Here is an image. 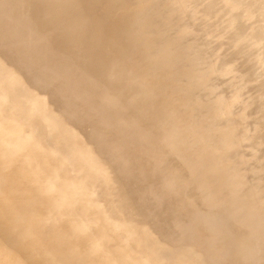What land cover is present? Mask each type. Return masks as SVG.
<instances>
[{"label": "rangeland", "instance_id": "rangeland-1", "mask_svg": "<svg viewBox=\"0 0 264 264\" xmlns=\"http://www.w3.org/2000/svg\"><path fill=\"white\" fill-rule=\"evenodd\" d=\"M2 3H0V22H2V24H0V34H3L5 31V34L4 35H6V33H7V35L9 34L10 36H13V37H17L18 36V38H19V36H20V34L22 33V31L21 30H19V31H15V29H13L10 25H11V23L13 22V21H11V19L12 20H16V19H22L23 20V18L22 17H24V19H26L27 17H31L32 15H34L35 13H36V10H35V8H38V7H40V6H47V12H46V14H42V16H40V17H38V23L35 25V26H33L32 27V29H30L31 31H33L32 32V34L35 36V34H37V33H40V34H43L45 37V39L46 40H48L49 42H54V41H57V40H59V38H60V36L61 35H59V34H63L64 33V31H59V30H55V26H57V25H60L62 22L61 21H64L65 19V21H68L69 19H70V17H71V19L73 18V20H71L72 22H71V24L70 25H74V26H76V25H78V27L76 26V28L78 29V30H82L81 32H79V34L78 35H72V37H71V35L70 36H68L67 38H65L64 39V42L66 41V43L68 44V45H66V46H63V47H61V49L60 50H52L51 48H48L47 50H45V51H47V52H45V51H40L39 52V57H37V58H34L33 60H30V61H27L28 63V66L29 65H32V64H34V63H38V64H35V65H33V67H30V68H32L31 70L33 71V70H35L34 68L35 67H38V66H42V65H45V63H47V62H49V60H50V62H56L57 64H60L61 65V60H63V62L65 61V63L63 64V67H54V66H51L50 67V69H52L53 68V70L55 71V74H56V77L57 78H60V80L58 79V82L60 83V85H59V83H56V86L58 85L59 87H61V88H66V87H69L70 89H68V91L72 94V95H74L75 97L76 96H81V98H83V99H81L82 100V103L84 104V103H87L89 100H94V102H95V104H93L92 105V107H91V109L89 110V112L88 113H86V114H89V115H86L85 114V116L83 115H81L80 116V118H79V120H88V121H86V122H89V121H91V119H92V115H94V114H96V113H100V116L101 115H105L104 116V119H106L105 120V122L103 123V125L102 126H100V128L98 129V131H99V133H101V131H102V133H106L107 132V130L109 131L110 130V132L111 131H115V130H117V133H116V131H115V133H114V135L115 136H119V140L120 141H122L123 139H124V136L123 135H132V133H133V131H135V130H138V128L141 130V133H137L136 135L137 136H135V134L133 135V136H130V137H132L131 139L132 140H130L129 142H128V144L129 145H131V146H133L132 144H134V147H135V151L136 152H140V149H141V147H143L144 149H142L141 150V153H142V155L143 154H146V155H144V156H142V159L146 156L147 158L149 157V159H151V161L149 160V159H147V158H144V161H141L142 159L140 158L139 159V163H138V166L141 164V165H143L144 163L146 164L147 163V165L146 166H149L150 168H152V167H156L155 166V164L157 165V167H156V173H157V175H155L156 173L155 172H153L152 174H151V178H150V180H148V183L143 187L145 190H146V192H145V190L143 191V190H141V189H137L138 191H137V193H139L138 194V196H136L135 195V197H134V199H133V202L131 201V203H133L134 205H132V207L134 206L135 207V209H134V207L132 208L134 211L136 210L137 211V209H139L138 210V212H139V215H140V222L137 224H135V221L133 222L131 219H129V222H126L125 221V223L124 224H122V225H124V226H127V227H130V228H132V232H131V234H129V238L127 237V234H126V232H124V231H126V230H124L121 226V231H123L122 232V234L120 235L119 233H121V231H120V229L118 228V232L117 231H115V233L113 232V231H111V235H110V232H107V234H106V236H108V237H114L115 238V236H117V238L118 237H120V238H115V239H117L118 241H117V243H118V245L119 244H121V245H119L118 246V248L116 247V245H115V247H114V250H115V248H117L120 252H124L123 254L125 255L127 252H128V254H126L127 256H125V261H123V263L121 262L122 260H124V257L123 258H121L119 261L117 260V261H109V260H105L106 261V263L107 264H113V262H114V264L116 263V264H125L127 261H128V259H129V257H131L130 259H129V261L128 262H130V261H132V262H130L131 264L133 263V264H136L135 262H139L140 261V263H142V264H146V262L147 261H149L151 264H171V262H170V260H169V257L171 258V259H173V258H175V261H176V259H177V262H179L180 261V263H181V260H186L187 262V264H190V262L191 263H193L194 262V258H196L197 256L198 257H201V260H204V258H205V256L207 257H210L211 258V256L214 254V256H212V258H211V260H209V258L207 257V259H205V263L204 264H206L208 261H210V262H208L209 264H213V262H214V264H228V263H231V264H238V262H239V264L241 263V264H245L246 263V260H247V262L249 263V262H251V261H253V263L254 264H258V262H260L259 261V259H261V258H263L264 257V254H262L263 252H264V250L262 251V252H258V253H256L257 251H261L260 249H264V244H263V241H264V237H263V235L262 234H264V217H263V219H262V215H264V211H263V209H264V192H262V191H264V185H263V181H264V149H263V146H264V139L261 141V142H259L260 144L258 145V143L257 144H254V142H252V144H251V142H247V140H251L253 137H255V135H260L262 132H264V87H262L263 86V84H262V86H261V83H264L263 82V80H264V64L263 63H258L259 61H261L260 60V58L261 57H264V50H262V45L264 44V34H263V30H264V26H263V23H264V1L261 3V4H259V5H257V2L259 1V0H228V2L226 1V0H224L225 2H226V4H225V6H227V7H229L228 6V4H231V2L233 1V5L231 6V8L234 6H236V5H238V8H237V10H239L238 11V13L237 14H240V15H237V16H235V15H233V13H231V12H228V13H226V15L224 16V19L225 20H228L226 23H228L230 20V22H229V25L231 24H233L232 25V28H228V26L227 27H225V28H223V26H220V25H222V20L219 18V16H220V11H225V9H224V7L225 6H223L224 5V3L222 4V6H223V8H222V6L221 7H219V9L218 10H216V11H214L213 10V5H215L216 4V2H219V0L217 1V0H213V4H210L209 2H211L212 0H207V1H205V0H179V2H178V0H173V1H176V2H173L172 0H164L163 1V4L161 5V6H159V7H156V9H158V10H156V9H154V7H152L151 8V6L150 5H152L155 1L154 0H139V2H138V0H115V1H117V4L114 2V4H112L113 3V1L114 0H109L110 1V3L109 2H107L108 0H105L106 1V3H104L105 1L104 0H60V2L62 3V4H60V3H58L59 2V0H57V1H55V0H29L30 2L29 3H31L32 1V3L31 4H33L32 5V8H29V6L28 5H25L24 4V1L25 0H0ZM21 1H23V2H20ZM35 1V2H34ZM44 1V2H43ZM67 1V2H66ZM78 1V2H77ZM82 1H84V2H82ZM92 1H94V2H92ZM104 1V2H103ZM132 1V2H131ZM138 3H137V2ZM141 1H143L142 3L143 4H141ZM148 1V2H147ZM192 3H191V2ZM205 1V2H204ZM13 4H12V3ZM17 2H18V4H17ZM27 2H28V0H27ZM47 2V3H46ZM49 2H50V4H49ZM55 2V3H54ZM76 2V3H75ZM80 2V4L82 5L83 3H84V5H82V6H80V4H79V6H78V4L77 3H79ZM87 2H89V3H91V4H89V3H87ZM97 2V3H96ZM101 2V3H100ZM119 2V3H118ZM121 2V3H120ZM166 2H168V3H166ZM180 2H183L181 5H182V7H180ZM200 2L202 3L201 5H199L200 4ZM230 2V3H229ZM8 3V4H7ZM35 3H37V4H35ZM52 3H54V4H52ZM68 3V4H67ZM73 3H74V5L76 6H74L73 5ZM100 3V4H99ZM130 3V4H129ZM144 3H147V4H149V6L147 5V4H144ZM165 3V4H164ZM171 3V4H170ZM172 3H174V4H172ZM184 3H186V5L188 6H186V5H184ZM206 3V4H205ZM209 3V4H208ZM2 4V5H1ZM12 4V6H14V4H17L18 5V8H17V10H20V8L22 9V11H25L24 13H23V15H14L15 14V12L17 11L16 9V11H14V9H12V11H9L8 9V6L9 5H11ZM41 4V5H40ZM45 4V5H44ZM48 4V5H47ZM57 4V5H56ZM65 4V5H64ZM93 4V5H92ZM96 4V5H95ZM98 4V5H97ZM107 4H109V5H107ZM123 7V8H121V6ZM131 4H133L132 6H129V5H131ZM136 4V5H135ZM168 4H170V6L168 5ZM177 4H179V6L177 7L176 5ZM204 4V5H203ZM21 5V6H20ZM37 5V6H36ZM39 5V6H38ZM50 5V7H48ZM52 5V6H51ZM58 5H59V7L60 8H58ZM88 5V6H87ZM102 5H104L103 7H101ZM139 5H140V7L141 8H139ZM173 5H175V7L176 8H173ZM199 5V6H198ZM204 7H203V6ZM7 6V7H6ZM34 6H36V7H34ZM54 6H56V7H54ZM61 6H62V8H61ZM66 6H68V7H66ZM71 6H72V10L70 9L71 8ZM84 6V7H83ZM92 7V8H89V7ZM95 6V7H94ZM96 6L98 7V8H96ZM112 6H113V8H112ZM114 6H116V8L114 7ZM124 6H125V8H124ZM165 6V7H164ZM166 6L167 7H171L170 9L169 8H166ZM208 7L207 9H206V7ZM213 6V7H212ZM3 7V8H2ZM65 7H66V11H65ZM83 7V8H82ZM106 7V8H105ZM138 7V8H137ZM143 7L145 8V11H147V13L144 11V9H143ZM150 7V8H149ZM184 7V8H183ZM191 7V8H190ZM197 7V8H196ZM49 8H51V9H49ZM57 8V9H56ZM64 8V9H63ZM75 8V9H74ZM79 8V9H78ZM94 8L95 9H97V11H96V13L95 14H92L93 12H92V10H94ZM103 8H105V10L103 9ZM128 8V9H127ZM135 8V9H134ZM166 8V9H165ZM179 8H181L180 10H179ZM182 8H183V10L185 11H183L182 10ZM189 9V11H190V13H189V11H188V9ZM193 8V9H192ZM198 10H196V9ZM211 8V9H210ZM226 8V7H225ZM26 9V10H25ZM29 9H31V10H29V12H28V10ZM56 11H55V10ZM61 9V10H60ZM74 9V10H73ZM83 11H87L86 13H89V14H86L85 12H83ZM100 9V10H99ZM109 9V10H108ZM125 9V10H124ZM129 9L131 10L130 12H128L129 11ZM136 9H137V11L138 12H136ZM150 9H154V10H150ZM161 9H164V10H161ZM168 9H169V11H168ZM172 9V11H170ZM173 9H175L176 11H178V12H175V10H173ZM178 9V10H177ZM201 9V10H200ZM203 9V10H202ZM229 9V8H228ZM1 10L3 11V13H1ZM69 10V11H68ZM89 10V11H88ZM107 10V11H106ZM115 10V11H114ZM128 10V11H127ZM133 10V11H132ZM166 10V11H165ZM192 10V11H191ZM195 10V11H194ZM207 10V11H206ZM5 11V12H4ZM8 11V12H7ZM35 11V12H34ZM54 11H55V13H54ZM71 11V12H70ZM77 11H81V12H77ZM101 11H103V12H101ZM111 11V12H110ZM123 11V12H122ZM139 11H141L140 13H139ZM142 11H144V12H142ZM164 11H165V13H164ZM187 11V12H186ZM20 12H21V10H20ZM33 12V13H32ZM61 12V13H60ZM70 12V13H69ZM126 12V13H125ZM134 12V13H133ZM162 12H163V14H162ZM170 12V13H169ZM197 13V15L198 16H194V15H196V13ZM202 12H204V13H207V12H209V14H211V15H217V17L218 18H216V24H213L212 23V21L213 20H210V22H208V24L207 23H205V20L206 19H204L203 17V13ZM236 12V11H235ZM13 13V14H12ZM27 13V14H26ZM29 13V14H28ZM31 13H32V15H31ZM47 13H48V15H47ZM65 13H68L67 15L65 14ZM71 13H72V15L73 16H70L71 15ZM82 14L84 17H85V15L90 19V21L89 20H87V18L85 17L84 19H80V20H77L78 18V15L79 14ZM85 13V14H84ZM110 13V14H109ZM114 13V14H113ZM119 13V14H118ZM130 13H132V14H130ZM144 13H146L145 15L147 16H145L144 15ZM168 13H169V15H168ZM172 13V14H171ZM176 13H178V14H176ZM180 13H182V15H180ZM184 13V14H183ZM186 13H187V16H186ZM193 13V14H192ZM10 14V15H9ZM25 14V15H24ZM57 14V15H56ZM61 14V15H60ZM117 14V15H116ZM124 15V16H122V15ZM128 16H127V15ZM147 14H149V15H147ZM152 14V15H151ZM163 15V17L165 18L166 16V20L167 21H165V19L162 17V15ZM54 15V16H53ZM103 15V16H102ZM132 15V16H131ZM138 15H140V16H138ZM157 15H159V16H157ZM160 15H161V17H160ZM177 15H179V16H176ZM185 15V16H184ZM191 17H190V16ZM6 16V18H4ZM47 16V17H46ZM49 16V17H48ZM51 16V17H50ZM61 16H62V18H61ZM70 16V17H69ZM76 16V17H75ZM92 16V17H91ZM105 16V17H104ZM121 16V17H120ZM127 16V17H126ZM138 16V17H137ZM145 16V17H144ZM151 18V20H150V18ZM155 16L156 17H158V18H155ZM174 16V17H173ZM200 16V17H199ZM11 17V18H10ZM14 17V18H13ZM20 17V18H19ZM45 17V18H44ZM55 17H58V18H55ZM60 17V18H59ZM65 17V18H64ZM67 17V18H66ZM75 17V18H74ZM98 17V18H97ZM104 17V18H103ZM118 17H120V18H118ZM126 17V18H125ZM129 17V18H128ZM135 17V18H134ZM140 17H142V18H140ZM169 17V18H168ZM172 17H173V19H172ZM182 18V19H180V18ZM234 17H237V21H236V23H234ZM16 18V19H15ZM46 18H47V20H46ZM53 18V19H52ZM112 18H113V20H112ZM118 18V19H117ZM122 18V19H121ZM136 18H140V20H138V19H136ZM162 18V19H161ZM189 18V19H188ZM9 19V24L8 25H6L7 23H8V20ZM63 19V20H62ZM68 19V20H67ZM74 19H75V21H74ZM86 19V20H85ZM91 19H93V21L91 20ZM98 19V20H97ZM100 19V20H99ZM117 20V21H115V20ZM125 19H126V21H125ZM160 19V20H159ZM176 19H177V21H176ZM183 19L186 21L187 19V21H186V23L184 24V21H183ZM223 19V20H224ZM233 19V20H232ZM6 20V21H5ZM52 20H57L56 21V23H55V21H52ZM69 20V21H70ZM100 22V23H93V22ZM102 20V21H101ZM138 22V23H136V21ZM146 20L148 21V23L146 22ZM179 20H181V21H179ZM191 20V21H190ZM76 21H77V23H79V24H77L76 23ZM121 22V24H123V21H125V22H130V24L131 25H134V22H135V25H138V26H140V28L141 29H143L142 31H141V34H140V38L139 37H136V38H138L137 40H136V38H134V36L132 35V33L130 32V31H128V30H125V29H123L122 30V26L120 27V28H115V26H120L119 24H120V22ZM139 21H140V23H139ZM150 21H151V23H150ZM153 21V22H152ZM158 21H159V24H158ZM160 21H161V23H160ZM163 21H164V23H163ZM172 23H171V22ZM176 21V22H175ZM4 22V23H3ZM41 22V23H40ZM60 22V23H59ZM103 22V23H102ZM168 22V23H167ZM175 22V23H174ZM192 22V23H191ZM69 23V22H68ZM74 23V24H73ZM81 23H82V25H81ZM146 24L145 26H144V24ZM212 23V24H211ZM51 24V25H50ZM85 24H87V26L85 25ZM89 24V25H88ZM98 24V25H97ZM140 24V25H139ZM158 24V25H157ZM173 24H174V26H173ZM181 24V25H180ZM235 24V25H234ZM42 25V26H41ZM45 25V26H44ZM48 25V26H47ZM86 26V28H85V26ZM94 25H96V26H94ZM100 25V26H99ZM113 25H114V29H112L113 28ZM143 25V26H142ZM166 25V26H165ZM171 27H170V26ZM261 25V26H260ZM8 26H10V27H8ZM39 26V27H38ZM47 26V27H46ZM79 26H80V29H79ZM90 26H91V28H90ZM98 26V27H97ZM168 26V27H167ZM259 26V27H258ZM38 27V28H37ZM41 27V28H40ZM43 27V28H42ZM49 27V28H48ZM54 27V28H53ZM94 27H96V28H94ZM102 27H106V28H102ZM154 27H155V29H154ZM157 27V28H156ZM165 27V28H164ZM262 27V28H261ZM85 29L84 31H83V29ZM94 28V29H93ZM151 28V29H150ZM175 28V29H174ZM219 28V31H220V29H222L223 30V32H218V33H216V32H214L215 30H217ZM260 30H262L261 32H259V29ZM5 29V31L3 32V30ZM50 29H52V31L50 30ZM94 31H93V30ZM96 29V30H95ZM118 29H119V31H121V33L122 34H120V32L118 31ZM147 29V30H146ZM158 29V30H157ZM163 29V30H162ZM165 29V30H164ZM170 29H172V30H170ZM210 29H214L213 30V32L214 33H212V34H209L208 32H209V30ZM256 29H258L257 30V32H255V30ZM12 30V31H11ZM86 30H88V31H86ZM99 30H101V31H99ZM103 30V31H102ZM109 30V31H108ZM116 30V31H115ZM148 30L150 31V32H148ZM152 30V31H151ZM162 30V31H161ZM175 30V31H174ZM178 30H180V31H178ZM182 30V31H181ZM14 31V32H13ZM44 31V32H43ZM54 31V32H53ZM106 31V32H105ZM111 31V32H110ZM113 31V32H112ZM124 31H125V33H124ZM127 31V32H126ZM146 31V32H145ZM164 31V32H163ZM43 32V33H42ZM89 32V34L87 35V33ZM97 33V34H101V35H95V33ZM103 32H105V33H103ZM116 32V33H115ZM130 34H129V33ZM146 34H145V33ZM153 32V33H152ZM160 32V33H159ZM161 32H163V33H161ZM166 32V33H165ZM175 32V33H174ZM181 32V33H180ZM255 33V34H253L252 35V33ZM14 33H16V35H14ZM54 33V34H53ZM57 33V34H56ZM90 33H92L93 34V36H92V34H90ZM142 33H143V35L144 36H146L147 38H149V39H146V37H144L143 35H142ZM148 33V34H147ZM151 33V34H150ZM155 33H157V34H155ZM185 33V34H184ZM229 33H232V38L227 42V43H225V38H226V36L227 35H229ZM258 33H259V35H258ZM82 34V35H81ZM106 34V35H105ZM110 34V35H109ZM112 34V35H111ZM119 34V35H118ZM168 34V35H167ZM256 34H257V36H256ZM262 34H263V36H262ZM8 35V36H9ZM85 37H84V36ZM143 36V38H142V36ZM150 35V36H149ZM164 35V36H163ZM56 36V37H55ZM99 36V37H98ZM104 36V37H103ZM253 36V37H252ZM259 36H261V39H262V41L260 42L259 41V39H258V37ZM88 37V38H87ZM91 37V38H90ZM107 37H109V38H107ZM127 37V38H126ZM253 39H252V38ZM5 38H7V37H5ZM72 38V39H71ZM81 38V39H80ZM93 38V39H92ZM112 38H114V39H112ZM122 38V39H121ZM124 38V39H123ZM163 38V39H162ZM203 38H205V41L203 40L202 41V39ZM247 38V39H246ZM256 38H257V40L259 41H257L256 40ZM70 39V40H69ZM101 39V40H100ZM129 39V40H128ZM142 39V40H141ZM144 39V40H143ZM249 39H251L252 41L255 39L256 40V42L254 41L253 43H259V44H262L261 45V47L258 49V50H260V51H262V53L261 52H256L255 53V55H257V57L252 53V55H251V52L253 51L254 52V50H255V48L252 50V47H253V45L254 44H252V42H250V40ZM3 40V41H2ZM74 40V41H73ZM77 40H80V42L79 41H77ZM86 40V41H85ZM93 40V41H92ZM98 40H99V42H98ZM105 40V41H104ZM111 40H113V41H111ZM121 40H122V42H121ZM145 40H147V41H149V42H152L151 43V45H148V44H146L147 43V41H145ZM248 40V41H247ZM0 41H2L4 44H3V48H6V49H8L9 48V50H7V52L8 51H10L11 49H12V46H11V44H10V42H8L7 40H5V39H0ZM91 41H92V43H91ZM102 41V42H101ZM108 41H109V43H108ZM117 41V42H116ZM120 41V42H119ZM133 41V43H131ZM140 41V42H139ZM143 41V42H142ZM202 41V47H196L197 46V44H200V42ZM246 41V42H245ZM75 44H74V43ZM78 42V43H77ZM83 42V43H82ZM111 42H112V45H111ZM127 42V46H126V43ZM145 42V43H144ZM158 42V43H157ZM161 42V43H160ZM168 42H170V44L168 43ZM248 42V43H247ZM47 43V42H46ZM72 43V44H71ZM81 43V44H80ZM94 43V44H93ZM106 43V44H105ZM108 43V44H107ZM119 43V44H118ZM124 43V44H123ZM129 43H130V45H129ZM136 43V44H135ZM141 43V44H140ZM143 43V44H142ZM163 43V44H162ZM185 43V44H184ZM251 43V47L249 48V46L250 45H247V44H250ZM257 43V44H258ZM70 44V45H69ZM87 44H89V45H87ZM102 44V45H101ZM117 44V45H116ZM141 46H140V45ZM159 44V45H158ZM161 44H162V48H161ZM173 44V45H172ZM80 45V46H79ZM92 45V46H91ZM100 47H99V46ZM104 45V46H103ZM106 45H107V47H106ZM115 45V46H114ZM129 45V46H128ZM134 45V46H133ZM136 45V46H135ZM167 45V46H166ZM189 45V46H188ZM247 45V48H245V46ZM6 46V47H5ZM70 46H71V49H70ZM73 46V47H72ZM103 46V47H102ZM111 47V49H110V47ZM119 46V47H118ZM143 46V47H142ZM158 46V47H157ZM66 47V48H65ZM69 47V48H68ZM90 49H89V48ZM122 47V48H121ZM145 47V48H144ZM153 48V49H151V48ZM163 47H164V49H163ZM177 47V48H176ZM187 47V48H186ZM196 47V48H195ZM85 48V49H84ZM113 48V49H112ZM121 48V52H119V49ZM125 48V49H124ZM128 48V49H127ZM147 48V49H146ZM160 48V49H159ZM169 48L171 49V50H169ZM246 49V51H245V49ZM74 49V50H73ZM103 49V50H102ZM131 51H130V50ZM135 49V50H134ZM139 49V50H138ZM146 49V50H145ZM150 51H149V50ZM168 51H167V50ZM189 49H191V50H189ZM243 49V50H242ZM248 49V50H247ZM250 49V50H249ZM87 52H86V51ZM98 50V51H97ZM102 50V51H101ZM108 50L110 51V52H108ZM115 52H114V51ZM123 50V51H122ZM138 50V51H137ZM154 50H155V52H154ZM198 50V51H197ZM201 50V51H200ZM220 50V51H219ZM252 50V51H251ZM17 51V52H16ZM16 51H13L14 53L16 52V54H17V56H19V58L21 57H24L25 55H26V53H27V51H26V49H19V50H16ZM21 51V52H20ZM51 53H50V52ZM79 51V52H78ZM94 51V52H93ZM113 51V52H112ZM126 51V52H125ZM129 51V53H127ZM133 51V52H132ZM135 51V52H134ZM141 51V52H140ZM143 51V52H142ZM147 51V52H146ZM163 54H161L160 52ZM164 51V52H163ZM171 51V52H170ZM179 51H181V52H179ZM244 51V52H243ZM250 52V53H247V52ZM26 52V53H25ZM57 52V53H56ZM61 52V53H60ZM75 52V53H74ZM89 52V53H88ZM98 54V55H96V53ZM118 52V53H117ZM149 52V53H148ZM178 52V53H177ZM199 52V53H198ZM216 52H218V53H220L222 56H229V58H233L234 59V57H235V65H236V63H238L239 61H240V63L242 62V61H244L243 62V64L245 63V61H251V63H247L246 64V66L248 65L249 66V64H251V66H255V71H254V73H253V77H252V80L251 81H249V83H247V86L244 88V89H242V91H241V95H240V97H239V99L235 102V104H234V107H236V109H234L233 110V112H232V114L231 113H226V114H224V118H222L221 120H223L222 122H223V124L225 123V122H229L230 124L227 126V128H225L224 130H222L221 128V130H220V132L218 133V134H216V135H214L213 137H211V133L210 132H204L206 129H207V127H208V125H204V124H202L201 123V120L204 118V115H205V113L207 112L206 110H212V109H209L212 105H214V103H218L219 105L221 104V102H225V101H227L228 100V95H226L225 93L227 92V86H228V82L227 81H225V80H219V79H217V81H216V79H215V77H216V73H214L217 69V67H218V65H217V67H216V64H218V63H211V62H209V60H208V56L210 55V54H212V53H216ZM246 52V53H245ZM10 53V52H9ZM105 53V54H104ZM112 53V54H111ZM115 53V54H114ZM136 53V54H135ZM166 53L168 54L167 56H166ZM187 53H188V55H187ZM207 53V54H206ZM245 53V54H244ZM261 53V54H260ZM19 54V55H18ZM24 54V55H23ZM46 54V55H45ZM49 54V55H48ZM51 54V55H50ZM63 54V55H62ZM65 54H67L66 56H65ZM78 54V55H77ZM102 56H101V55ZM111 54V55H110ZM151 54H153V55H151ZM160 54V55H159ZM185 54V55H184ZM248 54V55H247ZM260 54V56H258ZM263 54V55H262ZM41 55H42V57H41ZM55 55V57H53ZM77 55V56H76ZM108 55V56H107ZM115 55V56H114ZM126 55V56H125ZM133 55V56H132ZM137 55V56H136ZM141 57H140V56ZM144 55V56H143ZM156 55V56H155ZM171 55H173V56H171ZM179 55V56H178ZM249 55H250V57H249ZM65 56V57H64ZM68 56V57H67ZM69 56H71V57H69ZM73 56H74V58H73ZM107 56V57H106ZM112 56V57H111ZM114 56V57H113ZM122 56V57H121ZM127 56H128V58H127ZM129 56H130V58H129ZM161 56H164V57H162L161 58ZM184 56V57H183ZM188 56V57H187ZM247 56V57H246ZM256 57V59H257V61L255 60V57ZM62 57V58H61ZM76 57V58H75ZM78 57V58H77ZM89 57V58H88ZM120 57V58H119ZM127 60H125L124 58ZM132 57V58H131ZM155 57V58H154ZM182 57V58H181ZM38 58H39V60H38ZM43 58V60H41ZM47 58V59H46ZM59 58V59H58ZM106 58H108V59H106ZM115 60H114V59ZM143 58L145 59V60H143ZM148 58V59H147ZM167 58V59H166ZM172 58H174V59H172ZM198 58V59H197ZM245 58L247 59V60H245ZM73 59V60H72ZM78 59V60H77ZM116 59H117V62H116ZM138 59V60H137ZM150 59V60H149ZM156 59V60H155ZM158 59V60H157ZM184 59V60H183ZM186 59V60H185ZM193 59V60H192ZM252 59H254V61L252 60ZM1 60V59H0ZM54 60V61H53ZM87 60V61H86ZM89 60V61H88ZM95 60V61H94ZM97 60V61H96ZM106 60V61H105ZM111 60H112V62H111ZM119 60V61H118ZM133 60V61H132ZM142 60V61H141ZM148 60V61H147ZM162 60V61H161ZM170 60V61H169ZM181 60V61H180ZM197 60H198V62H197ZM36 61V62H35ZM39 61V62H38ZM45 61V62H44ZM72 61H76L77 63H75V65H76V67H72V68H70L69 66H68V64L70 63V62H72ZM85 61V62H84ZM93 63H95V64H93ZM105 61V62H104ZM115 61V64H113L112 65V63ZM122 61V62H121ZM136 61V62H135ZM138 61H140V63L138 62ZM154 61H157V62H154ZM169 61V62H168ZM255 62V63H253V62ZM43 62V63H42ZM67 62V63H66ZM100 63V65H98L99 63ZM104 62V63H103ZM126 62V63H125ZM129 62V63H128ZM166 62H168V64L166 63ZM171 62H173L172 64H171ZM186 62V63H185ZM1 63V62H0ZM31 63V64H30ZM72 63H74V62H72ZM79 63H81V64H79ZM98 63V64H97ZM102 63V64H101ZM109 63H111V65L109 64ZM142 63V64H141ZM159 63H161V64H159ZM176 63H178V64H176ZM195 63H197V64H195ZM84 64V65H83ZM109 64V65H108ZM121 64H123V65H121ZM135 64V65H134ZM140 64V65H139ZM155 64H156V68L154 67L155 66ZM182 64V65H181ZM184 64V65H183ZM185 64H187V66L185 65ZM189 64V65H188ZM212 64V65H211ZM243 64H242V66H243ZM79 65H81V66H79ZM82 65H83V67H82ZM90 65H92V66H94L93 68L90 66ZM105 65V66H104ZM121 65V66H120ZM129 65H131V67L129 66ZM136 65L138 66V67H136ZM146 65V66H145ZM158 65H160V66H158ZM168 65V66H167ZM171 65H172V67H171ZM173 65H175V66H173ZM181 65V66H180ZM5 66V65H4ZM62 66V65H61ZM95 66H97V68L95 67ZM101 66V67H100ZM108 66V67H107ZM111 66V67H110ZM116 68H115V67ZM166 66V67H165ZM192 68H191V67ZM198 66V67H197ZM199 66H200V68H199ZM213 66V67H212ZM214 66L216 67L215 69H212V68H214ZM242 66L240 67V71H241V68H242ZM260 66V67H259ZM89 69H88V68ZM102 69H100V68ZM114 67V68H113ZM124 67H128V68H124ZM144 67V69H142ZM150 69H149V68ZM151 67H152V69H151ZM171 67V68H170ZM188 67V68H187ZM211 67V68H210ZM226 68H225V70H224V73H228V74H232L233 73V69H232V66H231V64H227L226 66H225ZM55 68H56V70H55ZM65 68V69H64ZM85 68V69H84ZM87 68V69H86ZM110 68V69H109ZM154 68H155V71H154ZM177 70H176V69ZM181 68V69H180ZM186 68V69H185ZM196 68V69H195ZM198 68V69H197ZM71 69V70H70ZM78 69H79V71L80 72H78ZM91 69V70H90ZM98 69V70H97ZM104 69V70H103ZM138 69H139V71H138ZM164 69H166V70H164ZM193 71H192V70ZM206 69V70H205ZM211 71H210V70ZM68 70V71H67ZM109 70V71H108ZM114 70V71H113ZM120 70H122V71H120ZM127 70V71H126ZM142 70V71H141ZM151 70H153V71H151ZM161 70H163V71H161ZM178 70H180L181 71V74L179 73L180 71H178ZM184 70H185V72H184ZM187 70H188V72H187ZM209 70V71H208ZM213 70V71H212ZM77 71V72H76ZM86 71V72H85ZM97 71V72H96ZM132 71V72H131ZM151 71V72H150ZM158 71L160 72H162V73H159V74H157L158 73ZM166 71V72H165ZM207 71V72H206ZM2 71H0V76H1V74H3V72L1 73ZM58 72V73H57ZM83 72V73H82ZM107 72V73H106ZM110 72V73H109ZM112 72V73H111ZM118 72V73H117ZM121 72V73H120ZM124 72V73H123ZM131 72V73H130ZM150 72V73H149ZM169 72V73H168ZM213 72V73H212ZM243 72H244V68H243ZM5 73V72H4ZM66 73V74H65ZM68 73V74H67ZM76 73L77 74H80V75H82V78L85 80L84 81V85H79L78 87H79V89H78V87L76 86V87H73L74 85H73V83H74V81L76 80ZM88 73V74H87ZM114 73V74H113ZM166 73H167V76H166ZM171 73V77H170V74ZM182 73H183V75H182ZM186 73V75H184ZM198 73V74H197ZM206 73V74H205ZM58 74V75H57ZM73 74V75H72ZM84 74V75H83ZM105 74V75H104ZM112 74H113V76H112ZM127 74H128V77H129V79H128V77H127ZM135 74V75H134ZM148 74H149V77H148ZM151 74V75H150ZM165 74V75H164ZM178 74V75H177ZM193 74V75H192ZM195 74V75H194ZM209 74V75H208ZM61 75V76H60ZM67 75V76H66ZM85 75H86V77H85ZM102 75V76H101ZM114 75H116V76H114ZM122 75V76H121ZM131 75V76H130ZM174 77H173V76ZM190 75H192V76H190ZM197 75V76H196ZM201 75V76H200ZM65 76L67 77V78H65ZM92 76V77H91ZM95 76V77H94ZM101 78H100V77ZM105 76V77H104ZM109 78H108V77ZM126 76V77H125ZM137 76V77H136ZM140 76V77H139ZM148 78H147V77ZM179 76H181V77H179ZM186 76H188V77H186ZM107 77V78H106ZM143 77H145V78H143ZM166 77H168L167 79H166ZM176 77V78H175ZM183 77H186V78H184L183 79ZM194 77V78H193ZM199 77H201L200 79H199ZM1 78V77H0ZM94 80H93V79ZM132 78V79H131ZM135 78V79H134ZM139 78V79H138ZM142 78V79H141ZM154 78V79H153ZM178 78V79H177ZM179 78H181V79H179ZM188 78H193V81L191 82V79L190 80H188ZM197 78V79H196ZM69 79V80H68ZM72 79V80H71ZM103 79V80H102ZM105 79V80H104ZM108 79H110V80H108ZM122 79V80H121ZM124 79H125V81H124ZM146 79V80H145ZM152 79V80H151ZM156 79H158V80H156ZM194 79H196V80H194ZM53 80V79H52ZM51 80V81H52ZM96 80V81H95ZM102 80V81H101ZM115 80L117 81V82H115ZM120 80V81H119ZM135 80V81H134ZM149 80V81H148ZM173 80V81H172ZM178 80V81H177ZM181 80V81H180ZM183 80H185V82L183 81ZM188 80V81H187ZM213 80V81H212ZM228 81H229V79H227ZM231 80V79H230ZM48 81V80H47ZM70 81V82H69ZM100 81V82H99ZM106 81V82H105ZM114 81V82H113ZM140 81H141V83H143L145 86H142V84L140 83ZM153 81V82H152ZM171 81V82H170ZM225 81V82H224ZM49 83H50V81H48ZM54 81H52V83H53ZM65 82V83H64ZM93 82V83H92ZM103 82V83H102ZM109 82H111V84L109 83ZM127 82V83H126ZM135 82V83H134ZM147 82V83H146ZM149 82V83H148ZM167 82H169V83H167ZM179 82H181V83H179ZM187 82H189L188 83V85L187 86H185L186 84H187ZM214 82V83H213ZM223 82V84H220L221 85V87H220V85L218 84V83H222ZM19 83V82H18ZM68 83V84H67ZM89 83V84H88ZM90 83H91V85H90ZM118 83V84H117ZM138 83H139V85H138ZM159 83H163V84H159ZM186 83V84H185ZM213 83V84H212ZM217 83V84H216ZM70 84V85H69ZM94 84H96L95 86H94ZM103 84V85H102ZM123 86H122V85ZM138 86H137V85ZM147 84H148V86H147ZM152 84V85H151ZM169 84V85H168ZM175 84H176V86H175ZM179 84V85H178ZM191 84V85H190ZM195 84V85H194ZM225 84V85H224ZM106 85V86H105ZM118 85V86H117ZM121 85V86H120ZM129 85V86H128ZM154 85H156V86H154ZM174 85V86H173ZM180 85H184V88L182 87V86H180ZM258 85V86H257ZM64 86V87H63ZM109 88H108V87ZM159 86V87H158ZM163 86V87H162ZM166 86L168 87V89L166 90ZM179 86V87H178ZM214 86V87H213ZM217 86H218V88H217ZM225 86V87H224ZM257 86V87H256ZM259 86H261V88H259ZM82 87V88H81ZM110 87H112V88H110ZM149 87V88H148ZM161 87V88H160ZM165 87V88H164ZM212 87V88H211ZM256 88L255 89V91L252 93V94H250V95H248L247 94V89H250V88ZM73 88V89H72ZM89 89V93L87 92V90H84V89ZM100 88V89H99ZM104 88V89H103ZM115 88V89H114ZM134 88H135V91H134ZM137 88H139L138 90H136ZM144 88V89H143ZM163 88V89H162ZM171 88H172V90H171ZM174 88V89H173ZM181 89V91L180 90H178V89ZM211 88V91L209 90ZM226 88V89H225ZM17 89H18V84L15 86V89L12 91V90H10V91H12V92H8L7 94V96L9 97V98H11V99H14L15 98V96L17 95ZM111 89V90H110ZM133 89V91H131ZM159 89H160V92L158 93V91H159ZM165 89V90H164ZM178 91H177V90ZM208 89V90H207ZM216 89H218V90H216ZM223 89V90H222ZM75 90V91H74ZM83 90V91H82ZM91 90H93V91H91ZM109 90V91H108ZM141 90H145V92H143V91H141ZM155 90V91H154ZM157 90V91H156ZM164 90V91H163ZM186 90V91H185ZM207 90V91H206ZM91 91V92H90ZM100 91V92H99ZM122 91H123V93H122ZM126 91V92H125ZM188 91H191L192 93H193V95H192V99H191V101L189 102V103H187V105H186V107L184 108V109H182L181 110V106H179V105H177V107H174L172 104H169V103H173V104H176V103H179L180 102V100H182V99H184V97L187 95L185 92H188ZM202 91V92H201ZM213 91H215L214 93H213ZM225 91V92H224ZM14 92V93H13ZM102 92V93H101ZM104 92H106V93H104ZM110 92V93H109ZM115 92V93H114ZM152 92V93H151ZM180 92H182V93H180ZM184 92V93H183ZM204 92H206L205 94H204ZM209 92V93H208ZM211 92V93H210ZM218 92H220L221 94H219ZM16 93V94H15ZM97 93V94H96ZM113 93V94H112ZM120 93V94H119ZM131 93V94H130ZM133 93V94H132ZM147 95H146V94ZM159 95H158V94ZM163 93V94H162ZM178 93V94H177ZM213 93V94H212ZM216 93V94H215ZM87 94H88V97H87ZM93 94V95H92ZM125 94V95H124ZM128 94H130V96H128ZM154 96H153V95ZM173 94V95H172ZM207 94H209V95H207ZM218 94V95H217ZM14 97H13V96ZM85 95V96H84ZM92 95V96H91ZM107 95V96H106ZM136 95V96H135ZM143 96V97H140V96ZM204 95V96H203ZM221 95H223V96H221ZM11 96V97H10ZM84 96V97H83ZM99 96H102V97H99ZM109 96V97H108ZM127 97V99L128 100H126V97ZM135 96V97H134ZM158 96H159V98H163V100H162V98H161V100L162 101H160V99L158 98ZM161 96V97H160ZM174 96V97H173ZM209 96V97H208ZM219 96H221V97H219ZM226 96V97H225ZM106 97H108V98H106ZM110 97L112 98V99H110ZM128 97H130V99L128 98ZM132 97V98H131ZM141 99H140V98ZM149 97V98H148ZM169 97V98H168ZM251 97V98H250ZM89 98H91V99H89ZM117 98H119V101H118V99ZM123 98V99H122ZM139 98V99H138ZM144 98V99H143ZM207 98V99H206ZM212 98H213V101H212ZM85 99V100H84ZM122 99V100H121ZM135 99V100H134ZM137 99H138V101H137ZM146 99V100H145ZM153 99H156L155 100V102H153L154 100ZM159 99V100H158ZM87 100V101H86ZM108 102H107V101ZM110 100V101H109ZM150 100V101H149ZM152 100V101H151ZM157 100L158 101H160V103H158L157 102ZM259 100V101H258ZM86 101V102H85ZM106 101V102H105ZM144 103H143V102ZM164 101V102H163ZM241 101V102H240ZM258 101V102H257ZM125 102H126V104H125ZM134 102V103H133ZM140 102V103H139ZM146 102H148V103H146ZM151 102H153V103H151ZM176 102V103H175ZM245 102H246V105H245ZM9 103V102H8ZM139 103V104H138ZM155 103V104H154ZM252 103V104H251ZM63 105H65L66 106V102H64V103H62ZM104 104V105H103ZM106 104V105H105ZM133 104V105H132ZM141 104V105H140ZM146 104H148V105H146ZM150 104V105H149ZM153 105V107H151L152 105ZM160 104H161V106H160ZM163 104V105H162ZM205 104V105H204ZM228 104V103H227ZM5 105H7L6 107H5ZM4 106H3V108L5 109V108H8V106H9V104H5ZM110 105V106H109ZM116 105V106H115ZM118 105H121V106H118ZM131 105V106H130ZM143 105V106H142ZM155 105H157V106H155ZM247 105H249V106H247ZM258 106L257 108L255 107V106ZM22 106V107H21ZM103 106H104V108H103ZM109 106V107H108ZM116 108H115V107ZM125 106V107H124ZM133 106V107H132ZM136 106V107H135ZM138 106V107H137ZM145 106H146V109H145ZM238 106V107H237ZM245 106V107H244ZM20 107V108H19ZM101 107V108H100ZM107 107V108H106ZM122 107V108H121ZM131 108V109H129V108ZM135 107V108H134ZM144 107V108H143ZM151 107V108H150ZM180 107V108H179ZM200 107V109H198ZM233 107V108H234ZM247 107V108H246ZM23 108V109H22ZM98 108H100V109H98ZM111 108V109H110ZM117 108H118V111H117ZM121 108V109H120ZM124 108V109H123ZM137 108V109H136ZM143 108V109H142ZM149 108V109H148ZM160 108H161V110L163 111H161L160 110ZM240 108H242V109H240ZM259 108V109H258ZM105 109V110H104ZM167 109V110H166ZM168 109H170L169 110V112H168ZM187 109H189V111H187V112H185V110H187ZM22 110V111H21ZM32 110H34L33 112H38L36 109H32ZM100 110V111H99ZM102 110V111H101ZM110 110H111V112L113 113H111L110 112ZM121 110V111H120ZM125 110V111H124ZM131 112V114L128 112ZM131 110H133V113H132V111ZM142 110V111H141ZM146 110V111H145ZM148 110H149V114H148ZM260 110V111H259ZM25 111H26V108H25V103L24 102H19L18 103V106H17V108L16 109H14L13 110V113H16L17 112V115H18V117H20L21 115H23V113H25ZM90 111H92V112H90ZM127 111V112H126ZM135 111H137V112H135ZM138 111H140V112H138ZM165 111H167V112H165ZM206 111V112H205ZM105 112H106V114H105ZM118 112V113H117ZM123 112V113H122ZM155 113V115H154V113ZM195 112H199V113H195ZM251 112H252V114H251ZM256 112V113H255ZM22 113V114H21ZM112 114V115H108V114ZM117 113V114H116ZM121 115H120V114ZM128 113V114H127ZM136 113V114H135ZM140 114V116H139V114ZM168 113V114H167ZM158 114V115H157ZM167 114V115H166ZM243 114H245L246 115V118L242 121V122H238V121H240L241 120V116L243 115ZM20 115V116H19ZM27 115V113H25L24 114V116H26ZM127 115H129L128 117H126ZM148 115V116H147ZM166 115V116H165ZM112 116V117H111ZM138 116V117H137ZM146 116V117H145ZM152 116V117H151ZM155 116V117H154ZM162 116V117H161ZM82 117V118H81ZM89 117V118H88ZM142 117V118H141ZM144 117V118H143ZM158 117V118H157ZM161 117V118H160ZM84 118V119H83ZM108 118V119H107ZM118 118V119H117ZM148 118V119H147ZM153 118V119H152ZM160 118V119H159ZM164 119L162 122H161V119ZM167 118V119H166ZM169 118V119H168ZM145 119V121H142V120H144ZM147 119V120H146ZM159 119V120H158ZM188 121H187V120ZM81 120V121H82ZM114 120V121H113ZM118 120H120V121H118ZM131 120V121H130ZM154 120H156L157 122L156 123H154ZM186 120V121H185ZM263 120V121H262ZM110 121V122H109ZM117 121V122H116ZM127 121V122H126ZM158 121H159V124H158ZM237 121V122H236ZM245 121V122H244ZM249 121V122H248ZM253 121V122H252ZM262 121V122H261ZM109 122V123H108ZM112 122V123H111ZM116 122V123H115ZM126 122V123H125ZM153 122V123H152ZM166 122V123H165ZM83 123V122H82ZM111 123V124H110ZM115 123V124H114ZM122 123H124V124H122ZM131 123V124H130ZM163 123H165V124H163ZM247 123V125H245ZM249 123V124H248ZM262 123V124H261ZM120 124V125H119ZM142 124H143V126L144 127H142ZM149 124H152V125H149ZM158 124V126H156ZM163 124V125H162ZM168 124V125H167ZM202 124V125H201ZM258 124H260L259 126H258ZM105 125V126H104ZM119 125V126H118ZM126 125V126H125ZM134 125H136L135 127H134ZM146 125V126H145ZM150 127H149V126ZM154 125V126H153ZM162 125V126H161ZM166 125V126H165ZM257 125V126H256ZM122 126V127H121ZM140 126H141V128L143 129H141L140 128ZM163 126H165V127H163ZM167 126H169V127H171V128H169V127H167ZM245 126H248V128H246ZM262 126V128H260ZM120 127L122 128V129H120ZM126 127V128H125ZM130 127V128H129ZM153 127V128H152ZM160 127H161V129H160ZM214 127L215 128H218L217 127V125H214ZM220 127V126H219ZM107 128V129H106ZM109 128V129H108ZM125 128V129H124ZM134 128V129H133ZM136 128V129H135ZM145 128V129H144ZM151 128V130H149ZM158 128V129H157ZM188 128V129H187ZM249 128H250V131H249ZM253 128V129H252ZM106 129V130H105ZM113 129H115V130H113ZM124 129V130H123ZM126 129H133V131H131V130H126ZM172 129V130H171ZM119 130H120V132H119ZM121 130H123V131H121ZM153 130V131H152ZM156 130V131H155ZM160 130H161V132H160ZM170 130V131H169ZM263 130V131H262ZM82 131L83 132H87V130L85 129V128H82ZM143 131V132H142ZM158 131V132H157ZM118 132H119V135H117L118 134ZM128 132V133H127ZM148 134H147V133ZM156 132V134H154ZM123 133V134H122ZM145 135H144V134ZM165 133V134H164ZM233 133V134H232ZM260 133V134H259ZM146 134L148 135V137L150 138V139H148V140H151L152 141V144H149L148 142L149 141H145V139H146ZM152 134V135H151ZM164 134V135H163ZM167 134H170V135H168L167 136ZM223 134V135H222ZM232 134V135H231ZM263 134V133H262ZM140 135H142V136H140ZM158 135H160V136H158ZM177 137H176V136ZM264 135V134H263ZM145 136V137H144ZM154 136H156V137H154ZM180 136V137H179ZM181 136H182V138H181ZM228 136V137H227ZM240 136V137H239ZM249 136V137H248ZM253 136V137H252ZM140 137H142L143 138V140H142V138L140 139ZM169 137V138H168ZM174 139V141L172 140V138ZM228 138V140L230 141V144L227 142V141H225V139H227ZM238 137L240 138V139H238ZM248 137V138H247ZM134 138V139H133ZM135 138L137 139V140H135ZM163 138V139H162ZM168 138V139H167ZM212 138V139H211ZM101 139V138H100ZM156 139H158V140H156ZM165 139V140H164ZM177 139V140H176ZM247 139V140H246ZM99 140V139H98ZM118 140V141H119ZM134 140H135V142H134ZM138 140H140V141H138ZM154 140V141H153ZM172 140V141H171ZM245 140V141H244ZM224 141V142H223ZM140 142H141V144H140ZM159 142V143H158ZM164 142V143H163ZM172 142V143H171ZM223 142V143H222ZM243 142L245 143V144H243ZM132 143V144H131ZM137 143H139V144H137ZM170 143V144H169ZM222 143V144H221ZM228 143V145H226V144ZM126 144H127V142H126ZM127 144V146H129ZM136 144H137V146H136ZM163 144H165V146H166V148H163V147H165ZM225 144V145H224ZM262 144V145H261ZM148 145H149V147H148ZM156 145V146H155ZM161 145H162V147H161ZM177 145V146H176ZM183 145V147H181V146ZM223 145V147L224 148H221V146ZM114 147H116V145L114 144L113 145ZM118 146V145H117ZM158 146V148H156ZM258 146V147H257ZM120 147V146H119ZM137 147V148H136ZM145 147L147 148L148 147V149H145ZM154 147V148H153ZM170 147V148H169ZM219 149H218V148ZM259 147H260V149H259ZM151 148H152V150H151ZM169 148V149H168ZM172 148V149H171ZM221 148V149H220ZM122 149V148H121ZM234 149V150H233ZM139 150V151H138ZM144 150H145V152H144ZM154 150V151H153ZM170 150V151H169ZM217 150V152H215ZM221 150H222V153L220 154V152H221ZM228 150H229V152H228ZM230 150H232L233 152H231L230 153ZM247 150V151H246ZM263 150V151H262ZM151 152H153L152 154H151ZM158 154H157V153ZM170 152H173L172 153V155H171V153ZM214 152H215V154H214ZM219 152V153H218ZM148 153H150V154H148ZM161 153H163V154H161ZM217 153V154H216ZM153 154L155 155V156H153ZM213 154V155H212ZM148 155V156H147ZM160 155V156H159ZM163 155V156H162ZM173 155H175V156H173ZM216 155H218V156H216ZM152 156V158H150ZM157 157V158H156ZM160 157L162 158V157H164V158H162L163 160L164 159H166V161L164 160V162H162V161H159L160 160ZM168 157H170L169 159H167ZM173 157V158H172ZM156 158V159H155ZM159 158V159H158ZM176 158V159H175ZM155 159V160H154ZM173 159L175 160V161H173ZM152 160H154V161H156V162H153ZM255 160V161H254ZM150 163H149V162ZM170 161V162H169ZM172 161L173 162H175L177 165H173L172 164ZM140 162H144V163H140ZM161 164H163V165H161ZM182 162V163H181ZM191 164H190V163ZM133 163V165L131 166V165H129V164H126V165H128V166H124V170H126L125 172H128V171H132V172H130L131 173V175H133L134 176V174H135V177L134 178H131V180H130V186H134L133 188H137V186H136V181L138 180V179H140V180H138V182L139 181H141L142 183L144 182V176H145V173H138V171H139V167H137V164L135 165L134 163L135 162H132ZM155 163V164H154ZM166 163V164H165ZM170 163V164H169ZM189 163V164H188ZM144 164V165H145ZM154 164V165H153ZM171 165V166H170ZM172 166H174V167H172ZM205 166H207V167H205ZM244 166V167H243ZM254 168H253V167ZM131 167V168H130ZM161 167V168H160ZM162 167H163V169H162ZM167 169H165V168ZM193 167H195V168H193ZM210 167V168H209ZM239 167V168H238ZM171 168V169H170ZM172 168H173V170H172ZM190 168V169H189ZM230 168H232V170H231V172L229 171V172H227V170L228 169H230ZM236 168H238V169H236ZM136 169H138V171H136ZM160 171H159V170ZM169 169V170H168ZM205 169V170H204ZM227 169V170H226ZM236 169V170H235ZM244 169V170H243ZM246 169V170H245ZM163 170V171H162ZM166 170V171H165ZM176 170H178V171H176ZM193 170H194V172H193ZM196 170V171H195ZM214 170V171H213ZM162 171V172H161ZM168 171H169V173H168ZM170 171L173 173H170ZM174 171H175V173H174ZM220 171V172H219ZM223 171H225V173H222ZM134 172V173H133ZM244 172V173H243ZM129 173V172H128ZM158 173H159V175H158ZM162 173V174H161ZM193 174V175H191L190 176V174ZM205 173H207V175H209L208 177H207V175L205 174ZM233 173V174H232ZM251 173H252V175H251ZM256 173V174H255ZM137 174V175H136ZM164 174V175H163ZM172 174V175H171ZM195 174H198V176L200 177V178H198V176L197 175H195ZM244 176H243V175ZM143 175V176H142ZM163 177H162V176ZM171 175V176H170ZM202 175H204V176H202ZM237 175H238V177H237ZM246 175H248L247 177H245ZM152 176L155 178H152ZM158 176V177H157ZM167 176H168V178H167ZM223 176L225 177V178H223ZM228 176H229V178H231L230 180L232 181H227V180H229V178H228ZM250 176V177H249ZM253 176V177H252ZM262 176V177H261ZM161 177V178H160ZM195 177V178H194ZM202 177H205L204 179H206V181L202 178ZM211 177H217L216 179H214L213 180V178H211ZM254 178V179H252V178ZM137 178V179H136ZM199 180H198V179ZM227 178V179H226ZM239 178V179H238ZM160 179V180H159ZM161 179H163V180H161ZM191 179H192V181H191ZM194 179H197V180H194ZM207 179L209 180V181H207ZM218 179V180H217ZM224 179V180H223ZM233 179V180H232ZM261 179H262V182H261ZM143 180V181H142ZM155 180V181H154ZM158 180H159V182H158ZM200 180H201V182H200ZM211 180H213V181H215L214 183L216 184V180H217V186H218V189H215V188H217V186L213 183V181L211 182ZM220 180H221V182H220ZM227 182H226V181ZM235 180V183H233V181ZM243 180V181H242ZM244 180H245V182H244ZM254 180H255V182H257V180H258V184L255 186L254 185ZM133 181V182H132ZM191 181V182H190ZM193 181H197L196 183H198L199 184V186L201 185L203 188L204 187H207V186H209L210 184H212V185H215V186H212L214 189H212V187L211 186H209V187H207V190H208V188L210 189V190H206V188H204L203 190H202V188L201 187H199V189H198V184L197 185H195L196 183L195 182H193ZM203 181H205V183H207V184H203ZM219 181V182H218ZM239 181H241V183H239ZM260 181V182H259ZM137 182V183H138ZM156 182V183H155ZM185 182H187V183H185ZM208 182L210 183V184H208ZM223 182H225V183H227V184H225L224 186H226L227 187V189H226V187H225V189L223 190V188H224V186H223ZM131 183H134V185L133 184H131ZM165 183H167V184H165ZM221 183V184H220ZM187 184V185H186ZM192 184H194V186H192ZM235 184H236V187L234 188V186H235ZM240 184V188L238 187V185ZM260 184H262L263 185V187H262V185H260ZM156 185V186H155ZM164 185V186H163ZM166 185H170L169 187L168 186H166ZM175 185V186H174ZM184 185V186H183ZM189 185H191V186H189ZM228 185V186H227ZM147 186V187H146ZM154 186H155V188H154ZM159 186L160 187H162L161 189L159 188ZM232 188H230V187ZM257 186L259 187L258 189H261L262 191H260V190H256L257 189ZM260 186H261V188H260ZM152 187V188H151ZM158 187V188H157ZM181 187H183V188H181ZM193 187V189H191ZM229 187V188H228ZM242 187V188H241ZM132 188V189H133ZM142 188V189H143ZM149 188V189H148ZM153 188H154V192H153ZM166 188V189H165ZM167 188H171V190H169V189H167ZM187 188H189V189H191V190H187ZM195 188H197V189H195ZM221 188H222V191L224 192V193H222L221 192ZM151 189V190H150ZM184 189V190H183ZM213 191H212V190ZM228 189H229V191H228ZM234 189H236V190H234ZM243 189V190H242ZM157 190H160L161 191V193H160V191L158 192ZM178 190V191H177ZM198 192H197V191ZM215 190V191H214ZM219 190V191H218ZM226 190V191H225ZM232 190V191H231ZM242 190V191H241ZM254 190H256V191H254ZM148 191V192H147ZM151 191V192H150ZM159 193H157V192ZM166 191V192H165ZM170 191L172 192V193H170ZM175 193H174V192ZM182 192L183 193V191H185V193L184 194H182V193H180V194H177V193H179V192ZM205 191H207V192H205ZM234 191V192H233ZM240 192V194H239V192ZM153 192V195L151 194ZM216 192V194H217V192H218V195H219V197H218V195L217 196H215L216 194H213V193H215ZM221 192V193H220ZM225 192H227V194H226V197L225 196H223V195H225ZM228 192H230L229 194H228ZM233 192V193H232ZM237 192H238V194H237ZM253 192H255V194L256 193H259V194H257V195H252V194H254ZM260 192H262V193H260ZM143 193H145V197L143 196L144 194ZM155 193H157L156 195H155ZM169 193L170 194H175V197H173L172 195H169ZM194 193V194H193ZM220 193V194H219ZM232 193V194H231ZM236 193V195L235 196H233L234 194ZM252 193V194H251ZM148 194H149V196H148ZM165 195V194H167V195H165V196H163V199H162V195ZM177 194V195H176ZM199 194H201V195H199ZM203 194H205V195H203ZM206 194L208 195L207 197H206ZM260 194H262V195H260ZM142 195V196H141ZM160 195V196H159ZM169 195V196H168ZM182 197H181V196ZM221 195V196H220ZM228 195V196H227ZM232 197H231V196ZM241 195H243V196H241ZM173 198H172V197ZM184 196V197H183ZM195 196H196V198H195ZM200 196V197H199ZM215 196V197H214ZM245 196H247V198L250 200V201H248V199H247V201L245 200L246 198H245ZM253 196V197H252ZM256 196V197H255ZM261 197L262 198V200L259 198V197ZM263 196V197H262ZM137 197H142L141 199H139V198H137ZM156 197V198H155ZM160 197V198H159ZM177 197V198H176ZM179 197H180V199H179ZM192 197H193V199L194 200H191L192 199ZM209 197V198H208ZM243 197V198H242ZM135 198H137L136 200H135ZM153 198V199H152ZM165 198V199H164ZM166 198H168V199H166ZM203 198V199H202ZM204 198H206L205 200H204ZM213 198V199H212ZM215 198V199H214ZM220 198V200H218V199ZM227 199V198H229V199H227V200H229L230 202H231V206H233L234 204H235V206H233L232 207V210H231V208H226L225 207V209L223 208V206H224V204H229V201H227L226 203H225V199ZM243 200L242 201V204H241V200ZM255 198H257V199H255ZM149 199V200H148ZM160 199H162V200H160ZM183 199V200H182ZM235 199V201H236V203H238L237 205H236V203H233L232 202V200H234ZM253 199H254V201H253ZM138 200H140V203L141 204H137V202H138ZM154 200V201H153ZM156 200H157V202H156ZM160 200V201H159ZM187 200H190V201H188L187 202ZM202 201V203H204V204H202L201 202V204H202V206H201V204H199V202L198 201ZM208 200V201H207ZM209 200H213V202H217V203H214V204H212L213 202L212 201H210L211 203H209ZM223 200H224V202H223ZM240 201V202H238V201ZM246 202H245V201ZM259 201V204H257L256 205V202L257 201ZM135 201V202H134ZM137 201V202H136ZM144 201H148V202H144ZM168 202L167 204H166V202ZM172 201V203H170V202ZM182 201V202H181ZM185 201V202H184ZM195 201H197L198 202V204L195 202ZM204 201H206V202H204ZM234 201V202H235ZM143 202V203H142ZM187 202V203H186ZM195 203V205L197 204V206H195L194 205V203ZM218 202L221 204V203H224L223 204V206L222 205H220L219 207H220V209H219V207H218ZM253 202V203H252ZM260 202H262V203H260ZM149 203H152V204H149ZM158 205H157V204ZM163 203H165V204H163ZM176 203V204H175ZM181 203V204H180ZM206 203H207V205H206ZM232 203H233V205H232ZM245 205H244V204ZM247 203V204H246ZM258 203V202H257ZM135 204H136V206H135ZM142 204H143V206H142ZM155 204V207L153 206L152 207V205H154ZM172 204V206H169V205H171ZM194 205V207L193 206H191V205ZM239 204H240V207H239ZM252 204H254V205H256L257 207H255L254 205H252ZM263 204V205H262ZM138 205H139V207H138ZM146 205H148V207L149 206H151V208L149 209V208H147V206ZM161 205H162V207L165 205V207H164V209L162 208L161 210H160V207H161ZM175 207H174V206ZM178 205L180 206V205H182L181 207H183L184 206V208H185V206H186V208H185V210H184V208H181V207H178ZM215 205V206H214ZM242 205H244V206H246V207H244L243 206V208H242ZM248 205V206H247ZM258 205H262V206H258ZM160 206V207H159ZM177 206V207H176ZM201 206V207H200ZM209 206V207H208ZM226 206V205H225ZM230 207V204L229 205H227V207ZM238 206V208H236ZM252 206V207H251ZM137 207V208H136ZM141 207H142V210H141ZM156 207H157V209H156ZM170 207H172L170 210H169V208ZM192 207V209H194V210H196V212L193 210V212H195L196 214H194L193 212H192V210L190 209ZM199 207V208H198ZM207 207V208H206ZM212 207V208H211ZM235 207V208H234ZM251 207V208H250ZM260 209H259V208ZM262 207H263V209H262ZM159 208V209H158ZM176 208H178V209H176ZM188 208V209H187ZM205 208V209H204ZM209 208H210V210L211 211H213V213L216 211V214H218V212L220 213V215L218 214V217L217 218H224L225 219V221H224V219L222 220V219H217L216 217V221L214 220L215 218H212V217H208V213H206L207 212V210H209ZM214 208H216V210H212V209H214ZM218 208V209H217ZM243 210H242V209ZM246 208V210H247V212L244 210ZM248 208H249V210H248ZM255 208H258V211H257V209H255ZM145 209V211L143 212V210ZM156 209V210H155ZM166 209V210H165ZM176 209V210H175ZM187 209V210H186ZM227 209V210H226ZM238 211H237V210ZM150 210H153V212L155 211V213H153L152 211H150ZM174 212H172V211ZM181 210L183 211V212H181ZM191 210V211H190ZM205 210H206V212H205ZM220 210H222V211H220ZM224 210H226V211H224ZM231 211V212H233V214L231 213V212H229V211ZM241 210V211H240ZM252 210V211H251ZM255 210H256V212H255ZM140 211H141V213H140ZM147 211V212H146ZM157 211V212H156ZM160 211V212H159ZM164 211V212H163ZM166 211H168L167 213H165ZM177 211H179V212H177ZM185 211V212H184ZM218 211V212H217ZM224 211V212H223ZM246 213H245V212ZM250 211V212H249ZM254 211V213H252ZM262 211H263V213H262ZM146 212V213H145ZM148 212H149V214L150 213H152L153 215H156V217L159 219H157L156 221H155V219H153V215L152 214H148ZM173 213L172 215L170 214V213ZM240 213V214H237V213ZM242 212H243V214H242ZM158 213V214H157ZM163 213H165V214H163ZM176 213H177V215H176ZM182 213V215H181V217L179 216L180 214ZM205 213H206V215H205ZM223 213H225V214H223ZM230 215L229 217H230V219H231V221H229L228 222V220H229V217H228V215ZM249 213V214H248ZM250 213H251V215H250ZM255 213H257V214H255ZM261 213V214H260ZM143 214V215H142ZM167 214H168V216L170 215V219H168V217H167ZM184 214H186V215H184ZM189 214H190V216H189ZM205 215V217H204V215ZM222 214H223V216H222ZM235 214H237L236 216H238L239 218H237V220L235 219ZM245 214H247L246 215V217H248V218H246L245 219ZM254 214V215H253ZM146 215H149V217H146ZM163 215H164V218H163ZM174 215V216H173ZM191 215H193V216H191ZM200 215V216H199ZM253 215V216H252ZM256 215H258L257 217H259V215H260V217L259 218H257V217H255ZM151 216V217H150ZM161 216V217H160ZM184 216V217H183ZM197 216V217H196ZM202 216V217H201ZM240 216H241V224H240V221H239V219H240ZM251 216V217H250ZM167 217V218H166ZM183 217V218H182ZM192 217H194L193 218V220H192ZM204 217V218H203ZM234 217V218H233ZM255 217V218H254ZM150 218H152V219H150ZM154 218H155V216H154ZM161 218H163V219H161ZM175 218V219H174ZM176 218H177V220H176ZM180 218H181V220H180ZM189 218L191 219V223H189L190 222V220H189ZM200 218V219H199ZM244 218V219H243ZM258 220H257V219ZM261 218V219H260ZM147 219H150V220H147ZM165 219V220H164ZM166 219H168V222H166L167 220ZM184 219H186V220H184ZM196 221H195V220ZM206 219V220H205ZM233 219V220H232ZM235 219V220H234ZM248 219V220H247ZM254 219H256L255 221H254ZM153 220V221H152ZM161 220V221H160ZM162 220H164L163 222H162ZM188 220V225L189 224H191L190 226L192 227V225H193V227H194V229H192L190 226V228L188 227V225L186 226V224H183L184 223V221H185V223H186V221ZM200 220L202 221V222H200ZM214 220V221H213ZM226 220H227V222H226ZM244 220H246V221H244ZM251 220V221H250ZM263 220V221H262ZM151 221V222H150ZM179 221V222H178ZM195 221V222H194ZM199 221V222H198ZM207 221V223H205ZM236 221H238V223H237V225H236ZM244 221V222H243ZM249 221V222H248ZM259 221H260V223H259ZM262 221V222H261ZM132 222V223H131ZM152 222H154V223H152ZM159 222V224H155V223H158ZM177 222V223H176ZM181 222V223H180ZM203 222L205 223V224H203ZM217 224H215V223ZM233 222H235V223H233ZM247 222V223H246ZM251 222V223H250ZM253 222H254V224H253ZM255 222H256V225H258L257 227H258V229H257V227L255 226V227H253L254 225H255ZM258 222V223H257ZM144 223V224H143ZM162 223V224H161ZM173 223V224H172ZM176 223V224H175ZM180 223V224H179ZM196 223V225L199 227H197L196 225H194ZM221 223V224H220ZM226 223H229V225L228 224H226ZM246 223V224H245ZM133 224V225H132ZM150 226H149V225ZM153 224H154V226H153ZM166 224V225H165ZM209 224V225H208ZM219 224V225H218ZM233 224H234V226L236 225V226H241L242 228L241 229H243V231H246V230H248V231H246V232H254V229H255V232H254V234L253 233H251V234H249L248 233V235H246L245 234V236H247V237H249V238H247V237H245L244 235H243V237L242 238H240V237H237V236H232L231 235V228H229V227H232L233 226ZM238 224H240V225H238ZM243 224H245L246 225V227L244 228V226L245 225H243ZM250 224V225H249ZM263 224V225H262ZM129 225V226H128ZM143 225V226H142ZM156 225V226H155ZM157 225H159V226H157ZM160 225H161V227H160ZM168 225V226H167ZM170 225H171V228H170ZM174 225V226H173ZM179 225V226H178ZM183 227H181V226ZM201 225H208L207 227L209 228H207V227H205L204 228V226H201ZM123 226V227H124ZM144 226H145V228H147V227H152L151 228V230H153V232H154V229L156 230L157 228L158 229H160V231L161 230H163V229H166L165 230V232L163 231V233H161L159 230H158V233H157V231L156 232H154V234H153V236H151L152 235V231L149 229V228H147L148 230H150V231H147V229H145L146 231L144 232L143 231V229H144ZM166 226H167V228H166ZM173 226V227H172ZM186 226V228H187V230L186 231H183V230H185L186 228H184ZM201 226V227H200ZM210 226H211V228H210ZM212 226H216L215 227V229L217 230V233L215 232L216 230L214 229V227H212ZM229 226V227H228ZM251 226V227H250ZM260 226H263L262 228H261V230H260ZM160 227V228H159ZM164 227V228H163ZM177 229H176V228ZM197 227V228H196ZM203 227V228H202ZM248 227V228H247ZM175 228V229H174ZM196 228V229H195ZM250 228H252L253 230H251ZM139 229H142V230H139ZM169 229V230H168ZM178 229H180V230H178ZM188 229H190V231H188ZM203 229V230H202ZM204 229H208L207 230V232H206V230H204ZM213 230V231H209V230ZM246 229V230H245ZM172 230V231H171ZM196 230V231H195ZM218 230L220 231V232H218ZM222 230V231H221ZM251 230V231H250ZM120 231V232H119ZM134 231H137L139 234H141V235H139L138 233V236H136L137 234L134 232ZM143 231V233H141ZM166 231H168V233L166 232ZM176 231H177V233H176ZM192 231V232H191ZM198 231V232H197ZM225 231L227 232V233H225ZM228 231H229V234H228ZM242 231V230H241ZM258 231H261V233L260 232H258ZM117 232V233H116ZM149 232V233H148ZM172 232V233H171ZM184 232H186V234L187 235H184ZM188 232H189V235L190 236H188ZM195 232H196V234H195ZM202 233L203 235H208L209 236V238L207 237V235L206 236H203L202 234V236H203V239H200L201 238V236H200V233ZM206 234H205V233ZM214 232V234L212 235V233ZM223 233V235H226V236H223L222 235V233ZM257 232V233H256ZM160 234V236L158 235V237H159V240H158V238L156 239L155 238V236H157V234ZM180 233H182L181 234V236H180ZM192 235H191V234ZM198 233H199V235H198ZM256 233V234H255ZM117 234V235H116ZM119 234V235H118ZM125 236H124V235ZM136 234V235H135ZM146 234V235H145ZM148 234V235H147ZM150 234V235H149ZM156 234V235H155ZM164 234V236H161V235H163ZM172 235V237H171V235ZM175 234V235H174ZM219 234V235H218ZM221 234V235H220ZM259 236H261L262 235V238H263V240H262V238H260V237H258V235ZM115 235V236H114ZM136 236V237H134V239L135 238H138V237H140V238H138V239H133V237L132 236ZM194 235V236H193ZM197 235V236H196ZM227 235L229 236L230 235V237H227ZM148 236H151V237H148ZM186 236H187V238H186ZM216 236H218L217 237V239H216ZM222 236V237H221ZM252 236L254 237V238H252ZM259 238H257V237ZM130 237H132L131 239H130ZM164 237V238H163ZM173 237H175V238H173ZM183 237H185V238H183ZM195 237H197V239L195 238ZM214 239H213V238ZM223 238V239H221V238ZM228 239H227V238ZM121 238H124V239H121ZM125 238H126V240H128V241H130V243L132 242L133 243V241H132V239L134 240V243L133 244H135V245H133L132 243L130 244V243H128V241H126L125 240ZM148 238H150L151 240H149ZM152 238H154V239H156V240H152ZM160 238H161V240H160ZM170 238V239H169ZM173 238V239H172ZM192 238V239H191ZM196 240H195V239ZM198 238H199V240H198ZM206 240H205V239ZM210 239V240H212V241H210V240H208V239ZM233 238V242H229V241H232L231 239ZM251 238L254 240V241H252L251 240ZM112 239V238H111ZM114 239V240H115ZM141 239H143V240H141ZM165 239L166 240H168L170 243H167L166 241H165ZM171 239H172V241H171ZM182 239V240H181ZM188 239V241L187 242H185L186 240ZM215 239L217 240V242H215ZM238 239H240L239 241H238ZM248 239L250 240V241H248ZM256 239V240H255ZM137 240H139V241H137ZM145 240V241H144ZM147 240H149V241H152L151 243H155L156 245H158V246H156V248H155V250L153 249L151 252H148V255L146 256V252L145 253H143V251L142 250H139V249H143V248H140V244H142V245H144V246H146V244L148 245V244H151V243H149ZM158 240V241H157ZM179 240V241H178ZM184 240V241H183ZM189 240H191V241H189ZM201 240H204V241H201ZM219 240H221L222 241V243H221V241H219ZM237 240V241H236ZM246 240V241H245ZM113 240H111V242H112ZM137 241V242H136ZM142 241H144L143 243H141ZM175 242V244H173L174 242ZM183 241V242H182ZM199 241L200 242H202V243H199ZM223 241H224V243H223ZM256 241V242H255ZM105 242H106V239H105ZM145 242H148V243H145ZM161 242V243H160ZM177 242V243H176ZM178 242L179 243H181V244H178ZM190 244H189V243ZM194 242V243H193ZM204 242V243H203ZM243 242V243H242ZM247 242V243H246ZM254 244H253V243ZM107 243H109V242H107ZM126 243V244H125ZM127 243H128V245H127ZM162 244L163 243V246H160L159 244ZM196 243V244H195ZM209 243H211V246H210V248H209ZM226 243V244H225ZM233 243H235V244H233ZM241 245H239V244ZM256 243H258L257 245H256ZM262 243V244H261ZM105 244V243H104ZM111 244V243H110ZM130 244V245H129ZM167 244H169V246L170 247H168V245ZM177 244H178V246H180V247H182L183 246V244L185 245V246H187V244H188V247H186L185 248V246L184 247H182L181 249H180V247H177ZM193 246H192V245ZM202 244H203V247H202ZM222 244V245H221ZM244 244H245V247H244ZM247 244V245H246ZM250 244V246H248ZM260 244V246H258ZM109 245V244H108ZM108 245H107V247H108ZM114 245H111V246H114ZM165 245H167V246H165ZM174 245V246H173ZM195 245V246H194ZM200 246L201 245V247H197V246ZM205 245H206V247H205ZM213 245L215 246V247H213ZM219 245H221V246H219ZM253 245H255V246H257V248H259L258 250H257V248L256 247H254ZM261 245H262V247H261ZM111 246L109 245V247L111 248ZM126 246V247H125ZM136 246V247H135ZM219 246V247H218ZM108 247V250H111L110 248ZM132 247V248H131ZM142 247V246H141ZM164 248V250L165 251H162L163 250V248ZM174 247H177L176 249L174 248ZM217 247V248H216ZM221 247H223V248H221ZM232 247V249H230V251H231V253H230V251H229V249L228 248H231ZM234 247V248H233ZM241 247H242V249H241ZM248 247H250V249H248ZM134 248H136L135 249V251H137L136 253H135V255L137 256H139V259H138V257L136 258V257H133L132 258V256H134L133 254H134V252L135 251H133L134 250ZM159 248H161V249H159ZM184 248V249H183ZM193 248H194V250H193ZM199 248H201L202 250H203V248L205 249V251H207V253L206 254H204L203 255V257L202 256H200L199 254H198V252H196L197 251V249H199ZM213 248H216V249H214V250H212ZM236 248V249H235ZM243 248H244V250H243ZM247 248V249H246ZM255 248V249H254ZM160 250V251H158V250ZM184 251H183V250ZM200 249V250H201ZM210 249V250H209ZM221 249V250H220ZM225 249V250H224ZM237 249H238V256L241 254V253H243V254H245L244 252H246V250H247V252L249 251V253H246L245 254V256L244 257H246L247 258V256H248V258L247 259H245L242 255L243 254H241L239 257V259H238V256H237V253L236 252H234L233 250H235V251H237ZM239 249H241V250H239ZM252 249V251H250ZM126 250H127V252H126ZM181 250V251H180ZM189 251L190 250V252L188 253V254H186V251ZM212 250V251H211ZM218 250H220L219 252H218ZM255 250H257L256 252H255ZM192 251V252H191ZM199 251V250H198ZM223 251H224V253H223ZM241 251V252H240ZM126 252V253H125ZM157 252V253H156ZM158 252H159V254H158ZM184 252V256H183V253ZM195 253V255H194V253ZM202 252H204V250L202 251ZM213 252V253H212ZM216 252V253H215ZM227 252V253H226ZM252 252H254L255 253V255H254V253L252 254ZM130 253H133L132 255H130ZM175 255H174V254ZM181 253V254H180ZM191 253H193V254H191ZM211 255H209V254ZM219 254V256H218V254ZM223 253V254H222ZM225 253H226V255H225ZM251 253V254H250ZM156 254V255H155ZM157 254H158V256L159 257H156L157 256ZM182 255L183 257H181V256H179V255ZM208 254V255H207ZM215 254H217L216 256H215ZM229 256H228V255ZM231 254V255H230ZM233 254H235V255H233ZM249 254H250V256H249ZM257 254V255H256ZM260 254L261 255H263L262 257H260ZM170 255V256H169ZM188 255V260H190V261H188L187 259H185L186 258V256ZM192 255H194V257H193V259H192ZM252 255V256H251ZM253 255H254V258H253ZM258 255H259V259H258ZM143 257V258H141V257ZM153 256V257H152ZM154 256H155V258H154ZM162 256V257H161ZM166 256V257H165ZM218 256V257H217ZM221 256V257H220ZM226 256V258H223V257H225ZM235 256H237L236 258H235ZM146 257V258H145ZM150 257V258H149ZM177 257V258H176ZM214 257H217V258H214ZM231 257V261L229 260V258ZM255 257H257L256 259H255ZM135 258V261L133 260ZM143 259V260H141V259ZM178 258H179V261H178ZM222 258V259H221ZM234 258V259H233ZM244 258V259H243ZM132 259V260H131ZM138 259V260H137ZM154 259V260H153ZM166 259V260H165ZM192 259V260H191ZM213 259L215 260V261H213ZM221 261H224L223 263H222V261L220 262L219 260ZM235 259H236V261H235ZM242 260V262L241 261H238V260ZM254 259V260H253ZM146 260V261H145ZM157 260V261H156ZM162 260V261H161ZM197 260V259H196ZM227 260V261H226ZM228 260H229V262H228ZM244 260V261H243ZM256 260H258V262L256 261ZM108 261H109V263H108ZM143 261V262H142ZM169 261V262H168ZM213 261V262H212ZM217 261V262H216ZM226 261V262H225ZM255 261H256V263H255ZM111 262V263H110ZM125 262V263H124ZM145 262V263H144ZM148 262V263H149ZM228 262V263H227ZM147 263V264H148ZM183 263L185 264V261H183ZM252 263V264H253ZM95 264H97V263H95ZM198 264H201V263H198ZM260 264V263H259Z\"/></svg>", "mask_w": 264, "mask_h": 264}, {"label": "bare ground", "instance_id": "bare-ground-1", "mask_svg": "<svg viewBox=\"0 0 264 264\" xmlns=\"http://www.w3.org/2000/svg\"><path fill=\"white\" fill-rule=\"evenodd\" d=\"M27 1V0H26ZM36 1V0H35ZM34 1V2H35ZM41 1V0H40ZM45 1V0H44ZM43 1V2H44ZM48 1V0H47ZM50 1V0H49ZM55 1H57V0H55ZM63 1V0H62ZM69 1V0H68ZM72 1V0H71ZM76 1V0H75ZM80 1V0H79ZM88 1V0H87ZM99 1V0H98ZM105 1V0H104ZM103 1V2H104ZM127 1V0H126ZM130 1V0H129ZM133 1V0H132ZM131 1V2H132ZM150 1V0H149ZM155 1V0H154ZM163 1L164 0H156L152 5H150L151 6V8L152 7H154V9H156V7H159V6H161L162 4H163ZM167 1V0H166ZM169 1V0H168ZM173 1V0H172ZM185 1V0H184ZM187 1V0H186ZM185 1V2H186ZM202 1V0H201ZM205 1H207V0H205ZM204 1V2H205ZM218 1V0H217ZM227 2H228V0H226ZM231 1V0H230ZM20 2V1H19ZM21 2H23V1H21ZM20 2V3H21ZM33 2V1H32ZM31 2V3H32ZM42 2V1H41ZM58 2V1H57ZM67 2V1H66ZM78 2V1H77ZM82 2H84V1H82ZM92 2H94V1H92ZM107 2H109L110 3V1L108 0ZM114 2L117 4V1H113V3L112 4H114ZM137 2V1H136ZM138 2H139V0H138ZM137 2V3H138ZM143 1H141V4H143L142 3ZM148 2V1H147ZM165 2V1H164ZM173 2H176V1H173ZM178 2H179V0H178ZM191 2V1H190ZM213 2V0L211 1V2H209L210 4H213L212 3ZM225 2V1H224ZM0 3H2L1 1H0ZM12 3V2H11ZM47 3V2H46ZM55 3V2H54ZM54 3H52V4H54ZM58 3H60V4H62L61 2H60V0H59V2ZM76 3V2H75ZM87 3H89V2H87ZM97 3V2H96ZM101 3V2H100ZM99 3V4H100ZM104 3H106V1L104 2ZM119 3V2H118ZM121 3V2H120ZM166 3H168V2H166ZM183 2H180V7H182V4ZM187 3V2H186ZM186 3H184V5H186ZM192 3V2H191ZM208 3V4H209ZM230 3V2H229ZM231 3H233V1L231 2ZM8 4V3H7ZM13 4V3H12ZM11 4V5H12ZM17 4H18V2H17ZM17 4H14V5H17ZM22 4V3H21ZM35 4H37V3H35ZM49 4H50V2H49ZM68 4V3H67ZM78 4V6H79V4H80V2L79 3H77ZM89 4H91V3H89ZM130 4V3H129ZM144 4H147V3H144ZM150 4V3H149ZM149 4H147L148 6H149ZM165 4V3H164ZM171 4V3H170ZM170 4H168L169 6H170ZM172 4H174V3H172ZM202 3L200 2V4L199 5H201ZM206 4V3H205ZM2 5V4H1ZM33 5V4H32ZM41 5V4H40ZM45 5V4H44ZM48 5V4H47ZM57 5V4H56ZM65 5V4H64ZM73 5H74V3H73ZM82 5H84V3L82 4ZM81 4H80V6H82ZM93 5V4H92ZM96 5V4H95ZM98 5V4H97ZM107 5H109V4H107ZM120 5V4H119ZM133 4H131V5H129V6H132ZM136 5V4H135ZM176 5V4H175ZM175 5H173V8H176L175 7ZM178 6H179V4H177ZM176 5V6H177ZM198 5V6H199ZM204 5V4H203ZM202 5V6H203ZM229 5V4H228ZM21 6V5H20ZM37 6V5H36ZM36 6H34V7H36ZM39 6V5H38ZM52 6V5H51ZM75 6V5H74ZM77 6V5H76ZM75 6V7H76ZM77 6V7H78ZM85 6V5H84ZM83 6V7H84ZM88 6V5H87ZM104 5H102L101 7H103ZM121 6V5H120ZM177 6V7H178ZM187 6V5H186ZM213 6H215V5H213ZM212 6V7H213ZM7 7V6H6ZM48 7H50V5L48 6ZM54 7H56V6H54ZM66 7H68V6H66ZM66 7H65V11H66ZM82 7V8H83ZM93 7V6H92ZM91 6L89 7V8H92ZM95 7V6H94ZM115 8H116V6H114ZM133 7V6H132ZM162 7V6H161ZM165 7V6H164ZM188 7V6H187ZM204 7V6H203ZM206 7V6H205ZM227 7V6H226ZM3 8V7H2ZM58 8H60L59 7V5H58ZM61 8H62V6H61ZM96 8H98L97 6H96ZM106 8V7H105ZM105 8H103L104 10H105ZM112 8H113V6H112ZM121 8H123L122 6H121ZM124 8H125V6H124ZM138 8V7H137ZM139 8H141L140 7V5H139ZM146 8V7H145ZM145 8L143 7V9H144V11H145ZM150 8V7H149ZM166 8H171V7H167L166 6ZM165 8V9H166ZM184 8V7H183ZM183 8H182V10H183ZM191 8V7H190ZM197 8V7H196ZM195 8V9H196ZM208 7H206V9H207ZM223 8V7H222ZM229 8V7H228ZM1 9V8H0ZM33 9V8H32ZM49 9H51V8H49ZM57 9V8H56ZM64 9V8H63ZM71 10H72V6H71V8H70ZM75 9V8H74ZM73 9V10H74ZM79 9V8H78ZM126 9V8H125ZM124 9V10H125ZM128 9V8H127ZM135 9V8H134ZM154 9H150V10H154ZM169 9H168V11H169ZM181 8H179V10H180ZM188 9V8H187ZM193 9V8H192ZM211 9V8H210ZM9 10V9H8ZM17 10V9H16ZM20 10H22L21 8H20ZM26 10V9H25ZM28 10V9H27ZM35 10H36V13L34 14V15H32V13H31V17H27L26 19H24V17H22L23 18V20L22 19H16V20H12L11 19V21H13L12 23H11V27L13 28V29H15V31L17 32V31H19V30H21L22 31V33L20 34V36H19V38H18V36L17 37H13V36H10L9 34V36L7 35V33H6V35H4L5 34V29L3 30V34H0V39H5V40H7L8 42H10V44H11V46H12V49L10 50V51H8V52H13V51H16V50H19V49H26V51H27V53H26V55L25 56H27L26 58H24V57H20L19 58V60H22V62H24V64L25 63H28L27 61H30V60H33L34 58H37V57H39V52L40 51H45V50H47L48 48H51L52 50L54 49V50H60L61 49V47H63V46H66V45H68L67 43H66V41L64 42V39L65 38H67L68 36H70L71 35V37H72V35H78L79 34V32H81L80 30H78L77 28H76V26L78 27V25H76V26H74V25H70L71 24V20H73V18L71 19V17L70 16H73L72 15V13H71V15L69 16L70 17V21L68 20V21H61L62 23L60 24V25H57V26H55L56 28H55V30H59V31H64V33L63 34H59V35H61L60 36V38H59V40H57V41H54V42H49L48 40H46L44 37V35L43 34H40V33H37V34H35V36L32 34V32L33 31H31L30 29H32V27L33 26H35L37 23H38V17H40V16H42V14L44 13V14H46V12H47V6H40V7H38V8H35ZM55 10V9H54ZM61 10V9H60ZM82 10V9H81ZM97 11V9H95L94 8V10H92V14H95L96 13V11ZM100 10V9H99ZM109 10V9H108ZM156 10H158V9H156ZM161 10H164V9H161ZM173 10H175V9H173ZM178 10V9H177ZM197 10V9H196ZM201 10V9H200ZM203 10V9H202ZM14 11H15V9H14ZM56 11V10H55ZM55 11H54V13H55ZM69 11V10H68ZM83 11V10H82ZM89 11V10H88ZM107 11V10H106ZM115 11V10H114ZM128 11V10H127ZM131 10L129 9V11L128 12H130ZM133 11V10H132ZM144 11H142V12H144ZM166 11V10H165ZM165 11H164V13H165ZM170 11H172V9L170 10ZM184 11V10H183ZM188 11H189V9H188ZM192 11V10H191ZM195 11V10H194ZM198 11V10H197ZM207 11V10H206ZM5 12V11H4ZM8 12V11H7ZM31 12V11H30ZM29 12V13H30ZM35 12V11H34ZM71 12V11H70ZM69 12V13H70ZM77 12H81V11H77ZM83 12H85V11H83ZM87 12V11H86ZM85 12V13H86ZM101 12H103V11H101ZM111 12V11H110ZM123 12V11H122ZM136 12H138L137 11V9H136ZM141 11H139V13H140ZM146 13H147V11H145ZM173 12V11H172ZM175 12H178V11H176L175 10ZM185 12V11H184ZM187 12V11H186ZM1 13H3V11L1 10ZM28 13V14H29ZM61 13V12H60ZM84 13V14H85ZM90 13V12H89ZM89 13H86V14H89ZM126 13V12H125ZM134 13V12H133ZM146 13H144V15L146 14ZM170 13V12H169ZM169 13H168V15H169ZM189 13H190V11H189ZM196 13V12H195ZM203 13V18L204 19H206L205 20V23H207L208 24V22H210V20H213L212 21V23L213 24H216V18H218L217 17V15H211V14H209V12H207V13H204V12H202ZM13 14V13H12ZM27 14V13H26ZM66 15L68 14V13H65ZM97 14V13H96ZM110 14V13H109ZM114 14V13H113ZM119 14V13H118ZM130 14H132V13H130ZM162 14H163V12H162ZM161 14V15H162ZM172 14V13H171ZM176 14H178V13H176ZM184 14V13H183ZM193 14V13H192ZM10 15V14H9ZM23 15V14H22ZM25 15V14H24ZM47 15H48V13H47ZM57 15V14H56ZM61 15V14H60ZM69 15V14H68ZM117 15V14H116ZM122 15V14H121ZM125 15V14H124ZM124 15H122V16H124ZM127 15V14H126ZM147 15H149V14H147ZM152 15V14H151ZM161 15H160V17H161ZM180 15H182V13H180ZM54 16V15H53ZM88 16V15H87ZM86 15H85V17L87 18V20H89L90 21V19L87 17ZM103 16V15H102ZM128 16V15H127ZM126 16V17H127ZM132 16V15H131ZM138 16H140V15H138ZM137 16V17H138ZM146 16V15H145ZM144 16V17H145ZM157 16H159V15H157ZM176 16V15H175ZM177 16H179V15H177ZM176 16V17H177ZM185 16V15H184ZM186 16H187V13H186ZM190 16V15H189ZM194 16H198L197 15V13H196V15H194ZM47 17V16H46ZM49 17V16H48ZM51 17V16H50ZM76 17V16H75ZM74 17V18H75ZM81 13L78 15V19L77 20H80V19H84L85 18ZM92 17V16H91ZM105 17V16H104ZM103 17V18H104ZM121 17V16H120ZM120 17H118V18H120ZM125 17V18H126ZM147 17V16H146ZM149 17V16H148ZM162 17H163V15H162ZM167 17V16H166ZM166 17L164 18L165 19V21H167L166 20ZM174 17V16H173ZM173 17H172V19H173ZM191 17V16H190ZM200 17V16H199ZM4 18H6V16L4 17ZM14 18V17H13ZM20 18V17H19ZM45 18V17H44ZM55 18H58V17H55ZM60 18V17H59ZM61 18H62V16H61ZM65 18V17H64ZM67 18V17H66ZM98 18V17H97ZM117 18V19H118ZM129 18V17H128ZM135 18V17H134ZM140 18H142V17H140ZM140 18H136V19H138V20H140ZM150 18V17H149ZM155 18H158V17H156L155 16ZM169 18V17H168ZM180 18V17H179ZM2 19V18H1ZM0 19V20H1ZM53 19V18H52ZM122 19V18H121ZM143 19V18H142ZM162 19V18H161ZM175 19V18H174ZM173 19V20H174ZM180 19H182V18H180ZM189 19V18H188ZM187 19V20H188ZM3 20V19H2ZM46 20H47V18H46ZM63 20V19H62ZM86 20V19H85ZM92 21H93V19H91ZM98 20V19H97ZM96 20V21H97ZM100 20V19H99ZM112 20H113V18H112ZM115 20V19H114ZM137 20V21H138ZM150 20H151V18H150ZM160 20V19H159ZM186 20V21H187ZM6 21V20H5ZM8 21V23L6 24V25H8L9 24V19L7 20ZM48 21V20H47ZM52 21H55V20H52ZM57 21V20H56ZM56 21H55V23H56ZM74 21H75V19H74ZM95 21V20H94ZM93 22V23H100V22ZM102 21V20H101ZM115 21H117V20H115ZM125 21H126V19H125ZM125 21H123V24H121V22H120V26H115V28H120L121 26V28H122V30L123 29H125V30H128V31H130L131 33H132V35L134 36V38H136V37H139L140 36V34H141V31L143 30V29H141L140 28V26H138V25H135V22H134V25H131L130 24V22L128 21V22H125ZM136 21V20H135ZM136 21V23H138ZM176 21H177V19H176ZM175 21V22H176ZM179 21H181V20H179ZM183 21H184V24L186 23V21L183 19ZM191 21V20H190ZM69 22V23H68ZM118 22V21H117ZM146 22L148 23V21L146 20ZM153 22V21H152ZM171 22V21H170ZM174 22V23H175ZM188 22V21H187ZM4 23V22H3ZM41 23V22H40ZM60 23V22H59ZM76 23H77V21H76ZM80 23V22H79ZM79 23H77V24H79ZM103 23V22H102ZM139 23H140V21H139ZM150 23H151V21H150ZM160 23H161V21H160ZM163 23H164V21H163ZM168 23V22H167ZM172 23V22H171ZM192 23V22H191ZM211 23V24H212ZM0 24H2V22H0ZM39 24V23H38ZM74 24V23H73ZM144 24V23H143ZM149 24V23H148ZM158 24H159V21H158ZM157 24V25H158ZM51 25V24H50ZM81 25H82V23H81ZM86 26H87V24H85ZM84 25V26H85ZM89 25V24H88ZM98 25V24H97ZM140 25V24H139ZM146 24H144V26H145ZM181 25V24H180ZM10 26H8V27H10ZM42 26V25H41ZM45 26V25H44ZM48 26V25H47ZM46 26V27H47ZM86 26H85V28H86ZM94 26H96V25H94ZM100 26V25H99ZM143 26V25H142ZM166 26V25H165ZM170 26V25H169ZM173 26H174V24H173ZM261 26V25H260ZM263 26H264V23H263ZM39 27V26H38ZM37 27V28H38ZM88 27V26H87ZM98 27V26H97ZM168 27V26H167ZM171 27V26H170ZM259 27V26H258ZM34 28V27H33ZM41 28V27H40ZM43 28V27H42ZM49 28V27H48ZM54 28V27H53ZM90 28H91V26H90ZM94 28H96V27H94ZM93 28V29H94ZM102 28H106V27H102ZM157 28V27H156ZM165 28V27H164ZM262 28V27H261ZM79 29H80V26H79ZM83 29V28H82ZM92 29V30H93ZM107 29V28H106ZM112 29H114V25H113V28ZM151 29V28H150ZM154 29H155V27H154ZM175 29V28H174ZM259 29V28H258ZM258 29H256L255 30V32H257V30ZM51 31H52V29H50ZM85 29H83V31H84ZM96 30V29H95ZM147 30V29H146ZM158 30V29H157ZM163 30V29H162ZM161 30V31H162ZM165 30V29H164ZM170 30H172V29H170ZM12 31V30H11ZM86 31H88V30H86ZM94 31V30H93ZM99 31H101V30H99ZM103 31V30H102ZM109 31V30H108ZM116 31V30H115ZM118 31H119V29H118ZM152 31V30H151ZM175 31V30H174ZM178 31H180V30H178ZM182 31V30H181ZM262 30H260L259 29V32H261ZM264 31V30H263ZM14 32V31H13ZM44 32V31H43ZM42 32V33H43ZM54 32V31H53ZM106 32V31H105ZM105 32H103V33H105ZM111 32V31H110ZM113 32V31H112ZM120 32V34H122L121 33V31H119ZM127 32V31H126ZM146 32V31H145ZM144 32V33H145ZM148 32H150L149 30H148ZM164 32V31H163ZM163 32H161V33H163ZM95 33V32H94ZM116 33V32H115ZM124 33H125V31H124ZM129 33V32H128ZM153 33V32H152ZM160 33V32H159ZM166 33V32H165ZM175 33V32H174ZM181 33V32H180ZM54 34V33H53ZM57 34V33H56ZM89 34V32L87 33V35ZM90 34H92V33H90ZM130 34V33H129ZM146 34V33H145ZM148 34V33H147ZM151 34V33H150ZM155 34H157V33H155ZM185 34V33H184ZM253 34H255L254 32L252 33V35ZM263 34H264V32H263ZM263 34H262V36H263ZM14 35H16V33H14ZM80 35V34H79ZM82 35V34H81ZM95 35H101V34H97V33H95ZM106 35V34H105ZM110 35V34H109ZM112 35V34H111ZM119 35V34H118ZM142 35H143V33H142ZM141 35V36H142ZM168 35V34H167ZM258 35H259V33H258ZM84 36V35H83ZM92 36H93V34H92ZM144 36V35H143ZM143 36H142V38H143ZM150 36V35H149ZM164 36V35H163ZM254 36V35H253ZM252 36V37H253ZM256 36H257V34H256ZM5 37H7V38H5ZM56 37V36H55ZM85 37V36H84ZM94 37V36H93ZM99 37V36H98ZM104 37V36H103ZM144 37H146V36H144ZM251 37V38H252ZM88 38V37H87ZM91 38V37H90ZM107 38H109V37H107ZM127 38V37H126ZM140 38V37H139ZM72 39V38H71ZM81 39V38H80ZM93 39V38H92ZM112 39H114V38H112ZM122 39V38H121ZM124 39V38H123ZM138 38H136V40H137ZM146 39H149V38H147L146 37ZM163 39V38H162ZM247 39V38H246ZM253 39V38H252ZM258 39H259V41L261 40L262 41V39H261V36H259L258 37ZM70 40V39H69ZM101 40V39H100ZM129 40V39H128ZM142 40V39H141ZM144 40V39H143ZM205 41V38H203L202 39V41ZM250 40V42H252V40L251 39H249ZM256 40H257V38H256ZM256 40L254 39L253 40V42L255 41L256 42ZM264 40V39H263ZM3 41V40H2ZM2 41H0V48H3V42ZM74 41V40H73ZM77 41H79L80 42V40H77ZM86 41V40H85ZM93 41V40H92ZM92 41H91V43H92ZM105 41V40H104ZM111 41H113V40H111ZM138 41V40H137ZM145 41H147V40H145ZM202 41L200 42V44H197V46L196 47H202L201 45H202ZM248 41V40H247ZM258 41V40H257ZM258 41V42H259ZM260 41V42H261ZM47 42V43H46ZM98 42H99V40H98ZM102 42V41H101ZM117 42V41H116ZM120 42V41H119ZM121 42H122V40H121ZM140 42V41H139ZM143 42V41H142ZM246 42V41H245ZM252 42V43H253ZM257 42V43H258ZM74 43V42H73ZM78 43V42H77ZM83 43V42H82ZM108 43H109V41H108ZM107 43V44H108ZM131 43H133V41L131 42ZM145 43V42H144ZM151 43L152 42H149V41H147V43L146 44H148V45H151ZM158 43V42H157ZM161 43V42H160ZM169 44H170V42H168ZM248 43V42H247ZM72 44V43H71ZM75 44V43H74ZM81 44V43H80ZM94 44V43H93ZM106 44V43H105ZM119 44V43H118ZM124 44V43H123ZM126 44V46H127V42L125 43ZM136 44V43H135ZM141 44V43H140ZM139 44V45H140ZM143 44V43H142ZM163 44V43H162ZM162 44H161V48H162ZM185 44V43H184ZM259 44V43H258ZM70 45V44H69ZM87 45H89V44H87ZM102 45V44H101ZM111 45H112V42H111ZM117 45V44H116ZM129 45H130V43H129ZM128 45V46H129ZM159 45V44H158ZM171 45V44H170ZM173 45V44H172ZM262 45V44H261ZM264 45V44H263ZM80 46V45H79ZM92 46V45H91ZM99 46V45H98ZM104 46V45H103ZM102 46V47H103ZM113 46V45H112ZM115 46V45H114ZM134 46V45H133ZM136 46V45H135ZM141 46V45H140ZM167 46V45H166ZM189 46V45H188ZM6 47V46H5ZM73 47V46H72ZM100 47V46H99ZM106 47H107V45H106ZM110 47V46H109ZM119 47V46H118ZM143 47V46H142ZM158 47V46H157ZM195 47V48H196ZM251 47V45L249 46V48ZM254 47V46H253ZM252 47V48H253ZM263 47V46H262ZM66 48V47H65ZM69 48V47H68ZM89 48V47H88ZM122 48V47H121ZM121 48L119 49V52H121L120 50H121ZM145 48V47H144ZM151 48V47H150ZM177 48V47H176ZM187 48V47H186ZM245 48H247V45L245 46ZM244 48V49H245ZM255 48V47H254ZM70 49H71V46H70ZM85 49V48H84ZM90 49V48H89ZM125 49V48H124ZM128 49V48H127ZM147 49V48H146ZM145 49V50H146ZM151 49H153V48H151ZM160 49V48H159ZM163 49H164V47H163ZM263 49V48H262ZM74 50V49H73ZM103 50V49H102ZM101 50V51H102ZM130 50V49H129ZM132 50V49H131ZM130 50V51H131ZM135 50V49H134ZM139 50V49H138ZM137 50V51H138ZM149 50V49H148ZM165 50V49H164ZM167 50V49H166ZM169 50H171L170 48H169ZM189 50H191V49H189ZM243 50V49H242ZM248 50V49H247ZM261 50V49H260ZM260 50H257V51H260ZM86 51V50H85ZM98 51V50H97ZM114 51V50H113ZM123 51V50H122ZM150 51V50H149ZM168 51V50H167ZM198 51V50H197ZM201 51V50H200ZM220 51V50H219ZM245 51H246V49H245ZM256 51V52H257ZM17 52V51H16ZM21 52V51H20ZM45 52H47V51H45ZM50 52V51H49ZM79 52V51H78ZM87 52V51H86ZM94 52V51H93ZM108 52H110L109 50H108ZM115 52V51H114ZM126 52V51H125ZM133 52V51H132ZM135 52V51H134ZM141 52V51H140ZM143 52V51H142ZM147 52V51H146ZM154 52H155V50H154ZM160 52V51H159ZM164 52V51H163ZM171 52V51H170ZM179 52H181V51H179ZM244 52V51H243ZM255 52V53H256ZM51 53V52H50ZM57 53V52H56ZM61 53V52H60ZM75 53V52H74ZM89 53V52H88ZM96 53V52H95ZM118 53V52H117ZM127 53H129V51L127 52ZM149 53V52H148ZM161 53V52H160ZM178 53V52H177ZM199 53V52H198ZM246 53V52H245ZM244 53V54H245ZM247 53H250L249 51L247 52ZM252 53H253V51L251 52V55H252ZM255 53H253L254 55H255ZM262 53V52H261ZM260 53V54H261ZM105 54V53H104ZM112 54V53H111ZM110 54V55H111ZM115 54V53H114ZM136 54V53H135ZM162 54V53H161ZM207 54V53H206ZM260 54L258 55V56H260ZM19 55V54H18ZM24 55V54H23ZM46 55V54H45ZM49 55V54H48ZM51 55V54H50ZM63 55V54H62ZM67 54H65V56H66ZM78 55V54H77ZM76 55V56H77ZM96 55H98L97 53H96ZM101 55V54H100ZM151 55H153V54H151ZM160 55V54H159ZM163 55V54H162ZM168 54L166 53V56H167ZM185 55V54H184ZM187 55H188V53H187ZM248 55V54H247ZM263 55V54H262ZM64 56V57H65ZM102 56V55H101ZM108 56V55H107ZM106 56V57H107ZM115 56V55H114ZM113 56V57H114ZM126 56V55H125ZM133 56V55H132ZM137 56V55H136ZM140 56V55H139ZM144 56V55H143ZM156 56V55H155ZM171 56H173V55H171ZM179 56V55H178ZM222 55L220 54V53H218V52H216V53H212V54H210L209 56H208V60H209V62H213V61H215V63H218L217 62V60L218 59H221L222 57H221ZM256 57H257V55H255ZM254 56V57H255ZM41 57H42V55H41ZM53 57H55V55L53 56ZM68 57V56H67ZM69 57H71V56H69ZM112 57V56H111ZM122 57V56H121ZM141 57V56H140ZM162 57H164V56H161V58ZM184 57V56H183ZM188 57V56H187ZM225 57V56H224ZM223 57V58H224ZM247 57V56H246ZM249 57H250V55H249ZM256 57H255V60L257 61V59H256ZM62 58V57H61ZM73 58H74V56H73ZM76 58V57H75ZM78 58V57H77ZM89 58V57H88ZM120 58V57H119ZM124 58V57H123ZM127 58H128V56H127ZM129 58H130V56H129ZM132 58V57H131ZM155 58V57H154ZM182 58V57H181ZM47 59V58H46ZM59 59V58H58ZM106 59H108V58H106ZM114 59V58H113ZM125 59V58H124ZM148 59V58H147ZM167 59V58H166ZM172 59H174V58H172ZM198 59V58H197ZM248 59V58H247ZM246 58H245V60H247ZM18 60V61H19ZM38 60H39V58H38ZM41 60H43V58L41 59ZM73 60V59H72ZM78 60V59H77ZM115 60V59H114ZM126 60V59H125ZM138 60V59H137ZM143 60H145L144 58H143ZM150 60V59H149ZM156 60V59H155ZM158 60V59H157ZM184 60V59H183ZM186 60V59H185ZM193 60V59H192ZM253 61H254V59H252ZM54 61V60H53ZM61 61H63V60H61ZM87 61V60H86ZM89 61V60H88ZM95 61V60H94ZM97 61V60H96ZM106 61V60H105ZM104 61V62H105ZM119 61V60H118ZM127 61V60H126ZM133 61V60H132ZM142 61V60H141ZM148 61V60H147ZM162 61V60H161ZM170 61V60H169ZM168 61V62H169ZM181 61V60H180ZM252 61V62H253ZM36 62V61H35ZM39 62V61H38ZM45 62V61H44ZM72 62H74V63H72ZM72 62H70L69 64H68V66L70 67V68H72V67H76V65H75V63H77L76 61H72ZM85 62V61H84ZM92 62V61H91ZM103 62V63H104ZM111 62H112V60H111ZM116 62H117V59H116ZM122 62V61H121ZM136 62V61H135ZM139 63H140V61H138ZM154 62H157V61H154ZM168 62H166L167 64H168ZM197 62H198V60H197ZM244 62V61H243ZM43 63V62H42ZM67 63V62H66ZM93 63V62H92ZM99 63V62H98ZM97 63V64H98ZM126 63V62H125ZM129 63V62H128ZM173 62H171V64H172ZM186 63V62H185ZM31 64V63H30ZM79 64H81V63H79ZM93 64H95V63H93ZM102 64V63H101ZM110 65H111V63H109ZM108 64V65H109ZM113 64H115V61L112 63V65ZM142 64V63H141ZM159 64H161V63H159ZM176 64H178V63H176ZM195 64H197V63H195ZM256 64V63H255ZM84 65V64H83ZM83 65H82V67H83ZM98 65H100V63L98 64ZM121 65H123V64H121ZM120 65V66H121ZM135 65V64H134ZM140 65V64H139ZM182 65V64H181ZM180 65V66H181ZM184 65V64H183ZM186 66H187V64H185ZM189 65V64H188ZM212 65V64H211ZM216 65H218V64H216ZM30 66V65H29ZM51 66H54V67H63V65L61 66L60 64H57L56 62H50V60H49V62H47V63H45V65H42V66H38V67H35L34 69L35 70H33V72L35 71L36 72V77H35V80L32 82V79H31V85H32V88L33 89H29L28 91H26V93L24 92V90L21 88V87H19L20 86V84L18 85V89H17V95L15 96V98L14 99H11V98H9L7 95L8 94H3V92H2V86H1V84H0V180L1 181H4V187L1 189V191H0V206H4V208H0V247H1V245L4 243V238H3V236L2 235H5L6 233H8V235L9 234H13V235H11V237L12 238H14V241L15 242H20L19 244H21V243H23L27 238H31V240H29V244L27 245V247H28V250L31 248V252H32V247H35V251L37 250V249H39V251L35 254V261H36V263H40V264H95V263H97V264H107L106 263V261L107 260H109V261H119L121 258H123L124 257V260H122L121 262L123 263V261H125V256H127L126 254H128V252H127V250H126V254L124 255L122 252H120L117 248H118V246L119 245H121V244H119L118 245V243H117V239L118 238H120V237H118L117 238V236H115V238H117V239H115L114 237H108V236H106V234H107V232H110V235H111V231H113L114 233H115V231H117L118 229H117V227H115V225H114V223H115V221H114V219H115V217H116V215H113V216H111L112 215V213L110 212V209L109 208H113V205L114 204H116L117 203V201L118 200H120V203H121V200L122 199H120V198H123V196H124V193L131 187L129 184V182H130V180H131V178H134L135 177V174H134V176L133 175H131V173L130 172H132L131 170L130 171H128V172H125L126 170H124V166L126 165V164H129V165H131V163L133 162L132 160L133 159H136V162L134 163L135 165L137 164V167H138V163H139V159L141 158L142 159V156H144V155H146L147 153V151L145 152V150H144V152L146 153V154H143L142 155V153H141V149H140V152H136L135 151V153H134V157H131V155L129 156L128 154H129V152L128 151H123V149H121V147H119V146H117V144H115L116 145V147H114L113 145H110L109 146V148L108 147H105V156H104V158H102V159H100V160H102V162H104L105 164H106V169L105 170H107V168L109 169H111L112 170V172L108 175V177L105 179V178H103V177H105L106 176V174H102L101 175V171H102V164L100 163L101 161H96L95 160V158H94V156H93V154L92 153H90L89 154V152H87L86 151V143L88 142V139L90 140V141H94L95 142V144H96V146L100 149V151H101V148H104V147H101V146H99L97 143H98V139H100L99 137L97 138H94V136H93V133L94 134H97V136L99 135V131H98V129L100 128V126H102L103 125V123L105 122V120L106 119H104V116L105 115H101L100 116V113H96V114H94V115H92L93 117H92V119H91V122L93 123V127L92 128H90V131L89 132H83L82 131V128H83V126L84 125H82V119L81 120H79V118H80V116L82 115H84L85 116V114L86 113H88L89 112V110L91 109V107H92V105L93 104H95V102H94V100H89L87 103H82V100L81 99H83V98H81V96H74V95H72L69 91H68V89H70L69 87H66L65 89L64 88H61V87H59L58 85L56 86V89H57V91H56V93L52 96V100L54 99L55 100V104H56V108H55V111H52L51 109H50V107H49V105L43 100V98H44V96H43V93H41L40 91H37V90H39V87L40 86H38V84H39V81L41 80V79H43V78H45V80L47 81H50V82H52V81H54V82H57V83H59L58 82V79L60 80V78H57L56 77V74H55V71L53 70V68L52 69H50V67ZM79 66H81V65H79ZM92 68L94 67V66H92V65H90ZM105 66V65H104ZM130 67H131V65H129ZM146 66V65H145ZM158 66H160V65H158ZM168 66V65H167ZM173 66H175V65H173ZM96 68H97V66H95ZM101 67V66H100ZM99 67V68H100ZM108 67V66H107ZM111 67V66H110ZM115 67V66H114ZM113 67V68H114ZM136 67H138L137 65H136ZM155 68H156V64H155V66H154ZM166 67V66H165ZM171 67H172V65H171ZM170 67V68H171ZM191 67V66H190ZM193 67V66H192ZM191 67V68H192ZM198 67V66H197ZM213 67V66H212ZM260 67V66H259ZM88 68V67H87ZM86 68V69H87ZM116 68V67H115ZM124 68H128V67H124ZM149 68V67H148ZM155 68H154V71H155ZM188 68V67H187ZM199 68H200V66H199ZM211 68V67H210ZM65 69V68H64ZM85 69V68H84ZM89 69V68H88ZM101 69V68H100ZM110 69V68H109ZM142 69H144V67L142 68ZM150 69V68H149ZM151 69H152V67H151ZM157 69V68H156ZM176 69V68H175ZM181 69V68H180ZM186 69V68H185ZM196 69V68H195ZM198 69V68H197ZM212 69H215V68H212ZM55 70H56V68H55ZM71 70V69H70ZM91 70V69H90ZM98 70V69H97ZM102 70V69H101ZM104 70V69H103ZM164 70H166V69H164ZM177 70V69H176ZM192 70V69H191ZM206 70V69H205ZM256 70V69H255ZM254 70V71H255ZM68 71V70H67ZM81 71V70H80ZM79 71V69H78V72H80ZM109 71V70H108ZM114 71V70H113ZM120 71H122V70H120ZM127 71V70H126ZM138 71H139V69H138ZM142 71V70H141ZM151 71H153V70H151ZM150 71V72H151ZM161 71H163V70H161ZM159 72L158 71V73L157 74H159V73H162V72ZM167 71V70H166ZM165 71V72H166ZM178 71H180V70H178ZM193 71V70H192ZM211 71V70H210ZM213 71V70H212ZM33 72H31L30 74H32ZM77 72V71H76ZM86 72V71H85ZM97 72V71H96ZM132 72V71H131ZM130 72V73H131ZM149 72V73H150ZM156 72V71H155ZM184 72H185V70H184ZM187 72H188V70H187ZM207 72V71H206ZM216 72V71H215ZM214 72V73H215ZM58 73V72H57ZM83 73V72H82ZM107 73V72H106ZM110 73V72H109ZM112 73V72H111ZM118 73V72H117ZM121 73V72H120ZM124 73V72H123ZM169 73V72H168ZM180 74H181V71L179 72ZM213 73V72H212ZM216 73H220V72H216ZM66 74V73H65ZM68 74V73H67ZM88 74V73H87ZM114 74V73H113ZM113 74H112V76H113ZM163 74V73H162ZM198 74V73H197ZM206 74V73H205ZM58 75V74H57ZM73 75V74H72ZM84 75V74H83ZM105 75V74H104ZM135 75V74H134ZM151 75V74H150ZM165 75V74H164ZM170 75V77H171V73L169 74ZM178 75V74H177ZM182 75H183V73H182ZM184 75H186V73L184 74ZM193 75V74H192ZM192 75H190V76H192ZM195 75V74H194ZM209 75V74H208ZM232 74H228V73H224L223 72V74L219 77L217 74H216V77H215V79H216V81H217V79H219L220 81L222 80H225V79H231V80H233L232 79V76H231ZM61 76V75H60ZM67 76V75H66ZM65 76V78H67ZM102 76V75H101ZM114 76H116V75H114ZM122 76V75H121ZM131 76V75H130ZM166 76H167V73H166ZM173 76V75H172ZM197 76V75H196ZM201 76V75H200ZM1 77V76H0ZM76 80L74 81V83H73V87H78L80 84L81 85H84V79L82 78V75H80V74H77L76 73ZM85 77H86V75H85ZM92 77V76H91ZM95 77V76H94ZM100 77V76H99ZM105 77V76H104ZM108 77V76H107ZM106 77V78H107ZM126 77V76H125ZM127 77H128V74H127ZM137 77V76H136ZM140 77V76H139ZM147 77V76H146ZM148 77H149V74H148ZM147 77V78H148ZM174 77V76H173ZM179 77H181V76H179ZM186 77H188V76H186ZM186 77H183V79L184 78H186ZM26 78H29V75L28 74H26V75H23V80H25V81H27L28 82V80H26ZM101 78V77H100ZM109 78V77H108ZM143 78H145V77H143ZM150 78V77H149ZM168 77H166V79H167ZM176 78V77H175ZM194 78V77H193ZM193 78L191 79V78H188V80H190L191 79V82L193 81ZM201 77H199V79H200ZM18 79H20L19 77H18V75H17V77H16V75H15V77H14V80H16V82H17V80ZM53 79V80H52ZM93 79V78H92ZM128 79H129V77H128ZM132 79V78H131ZM135 79V78H134ZM139 79V78H138ZM142 79V78H141ZM154 79V78H153ZM169 79V78H168ZM167 79V80H168ZM178 79V78H177ZM179 79H181V78H179ZM197 79V78H196ZM196 79H194V80H196ZM21 80V79H20ZM52 80V81H51ZM69 80V79H68ZM72 80V79H71ZM94 80V79H93ZM103 80V79H102ZM101 80V81H102ZM105 80V79H104ZM108 80H110V79H108ZM122 80V79H121ZM146 80V79H145ZM152 80V79H151ZM156 80H158V79H156ZM187 80V81H188ZM201 80V79H200ZM96 81V80H95ZM111 81V80H110ZM120 81V80H119ZM124 81H125V79H124ZM135 81V80H134ZM149 81V80H148ZM173 81V80H172ZM178 81V80H177ZM181 81V80H180ZM184 82H185V80H183ZM213 81V80H212ZM226 81V80H225ZM224 81V82H225ZM0 82H1V78H0ZM16 82H14L13 81V86L11 87V88H9V92H12L15 88V86L17 85V83ZM70 82V81H69ZM100 82V81H99ZM106 82V81H105ZM114 82V81H113ZM115 82H117L116 80H115ZM153 82V81H152ZM171 82V81H170ZM228 82V81H227ZM230 82V81H229ZM20 83V82H19ZM23 83V82H22ZM65 83V82H64ZM93 83V82H92ZM103 83V82H102ZM110 84H111V82H109ZM127 83V82H126ZM135 83V82H134ZM141 83V82H140ZM147 83V82H146ZM149 83V82H148ZM167 83H169V82H167ZM179 83H181V82H179ZM188 83L189 82H187V84L185 85V86H187L188 85ZM214 83V82H213ZM212 83V84H213ZM68 84V83H67ZM89 84V83H88ZM118 84V83H117ZM159 84H163V83H159ZM217 84V83H216ZM219 85L220 84H223V82L222 83H218ZM25 85V84H24ZM56 85V84H55ZM59 85H60V83H59ZM70 85V84H69ZM90 85H91V83H90ZM96 84H94V86H95ZM103 85V84H102ZM112 85V84H111ZM122 85V84H121ZM120 85V86H121ZM137 85V84H136ZM138 85H139V83H138ZM137 85V86H138ZM146 85V84H145ZM152 85V84H151ZM169 85V84H168ZM179 85V84H178ZM191 85V84H190ZM195 85V84H194ZM225 85V84H224ZM106 86V85H105ZM118 86V85H117ZM123 86V85H122ZM129 86V85H128ZM147 86H148V84H147ZM154 86H156V85H154ZM175 86H176V84H175ZM180 86H182V85H180ZM64 87V86H63ZM108 87V86H107ZM159 87V86H158ZM163 87V86H162ZM179 87V86H178ZM183 88H184V85L182 86ZM214 87V86H213ZM220 87H221V85H220ZM225 87V86H224ZM228 87V86H227ZM25 88H26V85H25ZM82 88V87H81ZM109 88V87H108ZM110 88H112V87H110ZM149 88V87H148ZM161 88V87H160ZM165 88V87H164ZM212 88V87H211ZM211 88L209 89L210 91H211ZM217 88H218V86H217ZM73 89V88H72ZM78 89H79V87H78ZM100 89V88H99ZM104 89V88H103ZM115 89V88H114ZM139 88H137L136 90H138ZM144 89V88H143ZM163 89V88H162ZM168 89V87L166 86V90ZM174 89V88H173ZM185 89V88H184ZM226 89V88H225ZM244 89V88H243ZM10 90H12V91H10ZM80 90V89H79ZM84 90H87V92L89 91V89L87 88V89H84ZM111 90V89H110ZM140 90V89H139ZM165 90V89H164ZM163 90V91H164ZM171 90H172V88H171ZM177 90V89H176ZM178 90H180L181 91V89L179 88ZM177 90V91H178ZM208 90V89H207ZM206 90V91H207ZM216 90H218V89H216ZM223 90V89H222ZM75 91V90H74ZM83 91V90H82ZM91 91H93V90H91ZM90 91V92H91ZM109 91V90H108ZM131 91H133V89L131 90ZM134 91H135V88H134ZM141 91H143V92H145V90H141ZM155 91V90H154ZM157 91V90H156ZM173 91V90H172ZM186 91V90H185ZM219 91V90H218ZM248 91V90H247ZM29 92V93H28ZM100 92V91H99ZM126 92V91H125ZM160 92V89H159V91H158V93ZM202 92V91H201ZM215 91H213V93H214ZM225 92V91H224ZM14 93V92H13ZM89 93V92H88ZM102 93V92H101ZM104 93H106V92H104ZM110 93V92H109ZM115 93V92H114ZM122 93H123V91H122ZM152 93V92H151ZM157 93V94H158ZM180 93H182V92H180ZM184 93V92H183ZM206 92H204V94H205ZM209 93V92H208ZM211 93V92H210ZM212 93V94H213ZM219 94H221L220 92H218ZM16 94V93H15ZM97 94V93H96ZM113 94V93H112ZM120 94V93H119ZM131 94V93H130ZM130 94H128V96H130ZM133 94V93H132ZM146 94V93H145ZM148 94V93H147ZM146 94V95H147ZM163 94V93H162ZM178 94V93H177ZM216 94V93H215ZM226 94V93H225ZM93 95V94H92ZM91 95V96H92ZM125 95V94H124ZM153 95V94H152ZM159 95V94H158ZM173 95V94H172ZM207 95H209V94H207ZM218 95V94H217ZM227 95V94H226ZM13 96V95H12ZM85 96V95H84ZM83 96V97H84ZM107 96V95H106ZM136 96V95H135ZM134 96V97H135ZM154 96V95H153ZM204 96V95H203ZM210 96V95H209ZM208 96V97H209ZM221 96H223V95H221ZM221 96H219V97H221ZM11 97V96H10ZM14 97V96H13ZM87 97H88V94H87ZM99 97H102V96H99ZM109 97V96H108ZM108 97H106V98H108ZM126 97V96H125ZM140 97H143L142 95L140 96ZM139 97V98H140ZM161 97V96H160ZM174 97V96H173ZM226 97V96H225ZM129 99H130V97H128ZM132 98V97H131ZM138 98V99H139ZM149 98V97H148ZM158 98H159V96H158ZM162 98V97H161ZM161 98H159L160 99V101H162L163 100V98H162V100H161ZM169 98V97H168ZM251 98V97H250ZM89 99H91V98H89ZM110 99H112L111 97H110ZM118 99V101H119V98H117ZM123 99V98H122ZM121 99V100H122ZM138 99H137V101H138ZM141 99V98H140ZM144 99V98H143ZM158 99V100H159ZM207 99V98H206ZM85 100V99H84ZM126 100H128L127 99V97H126ZM131 100V99H130ZM135 100V99H134ZM146 100V99H145ZM154 101L153 102H155V100L156 99H153ZM158 100H157V102H158ZM87 101V100H86ZM85 101V102H86ZM107 101V100H106ZM105 101V102H106ZM110 101V100H109ZM150 101V100H149ZM152 101V100H151ZM160 101H159V103H160ZM212 101H213V98H212ZM9 102V103H8ZM19 102H24L25 103V108H26V111H25V113H27V115L26 116H24V114L25 113H23V115H19L20 117H18V115H17V112L16 113H13V110L14 109H16L17 108V106H18V103ZM64 102H66L67 104H66V106L65 105H63L62 103H64ZM108 102V101H107ZM120 102V101H119ZM143 102V101H142ZM145 102V101H144ZM143 102V103H144ZM153 102H151V103H153ZM164 102V101H163ZM241 102V101H240ZM9 104V106H8V108H3V106L5 105V104ZM134 103V102H133ZM140 103V102H139ZM138 103V104H139ZM146 103H148V102H146ZM125 104H126V102H125ZM155 104V103H154ZM252 104V103H251ZM104 105V104H103ZM106 105V104H105ZM133 105V104H132ZM141 105V104H140ZM146 105H148V104H146ZM150 105V104H149ZM152 105V104H151ZM163 105V104H162ZM205 105V104H204ZM7 105H5V107H6ZM110 106V105H109ZM108 106V107H109ZM116 106V105H115ZM114 106V107H115ZM118 106H121V105H118ZM131 106V105H130ZM143 106V105H142ZM155 106H157V105H155ZM160 106H161V104H160ZM247 106H249V105H247ZM257 106V105H256ZM22 107V106H21ZM125 107V106H124ZM133 107V106H132ZM136 107V106H135ZM134 107V108H135ZM138 107V106H137ZM151 107H153V105L151 106ZM150 107V108H151ZM175 107V106H174ZM238 107V106H237ZM20 108V107H19ZM101 108V107H100ZM100 108H98V109H100ZM103 108H104V106H103ZM107 108V107H106ZM116 108V107H115ZM122 108V107H121ZM120 108V109H121ZM129 108V107H128ZM144 108V107H143ZM142 108V109H143ZM180 108V107H179ZM247 108V107H246ZM23 109V108H22ZM32 109H36L38 112H33L34 110H32ZM111 109V108H110ZM124 109V108H123ZM129 109H131V108H129ZM137 109V108H136ZM145 109H146V106H145ZM149 109V108H148ZM236 109V108H235ZM240 109H242V108H240ZM259 109V108H258ZM105 110V109H104ZM160 110H161V108H160ZM167 110V109H166ZM169 110L170 109H168V112H169ZM182 110V109H181ZM237 110V109H236ZM22 111V110H21ZM100 111V110H99ZM102 111V110H101ZM117 111H118V108H117ZM121 111V110H120ZM125 111V110H124ZM128 111V110H127ZM126 111V112H127ZM132 111V113H133V110H131ZM142 111V110H141ZM146 111V110H145ZM162 111V110H161ZM260 111V110H259ZM90 112H92V111H90ZM110 112H111V110H110ZM119 112V111H118ZM117 112V113H118ZM129 112V111H128ZM135 112H137V111H135ZM138 112H140V111H138ZM163 112V111H162ZM165 112H167V111H165ZM112 113V112H111ZM114 113V112H113ZM112 113V114H113ZM116 113V114H117ZM123 113V112H122ZM130 114H131V112H129ZM154 113V112H153ZM156 113V112H155ZM155 113H154V115H155ZM195 113H199V112H195ZM256 113V112H255ZM22 114V113H21ZM90 114V113H89ZM89 114H86V115H89ZM105 114H106V112H105ZM112 114H108V115H112ZM120 114V113H119ZM128 114V113H127ZM136 114V113H135ZM139 114V113H138ZM148 114H149V110H148ZM168 114V113H167ZM166 114V115H167ZM251 114H252V112H251ZM121 115V114H120ZM158 115V114H157ZM165 115V116H166ZM30 116H32V117H30ZM113 116V115H112ZM111 116V117H112ZM129 115H127L126 117H128ZM139 116H140V114H139ZM148 116V115H147ZM138 117V116H137ZM146 117V116H145ZM152 117V116H151ZM155 117V116H154ZM162 117V116H161ZM160 117V118H161ZM82 118V117H81ZM89 118V117H88ZM142 118V117H141ZM144 118V117H143ZM158 118V117H157ZM159 118V119H160ZM84 119V118H83ZM108 119V118H107ZM118 119V118H117ZM148 119V118H147ZM146 119V120H147ZM153 119V118H152ZM158 119V120H159ZM165 119V118H164ZM163 118L161 119V122L164 120ZM167 119V118H166ZM169 119V118H168ZM87 120V119H86ZM187 120V119H186ZM185 120V121H186ZM114 121V120H113ZM118 121H120V120H118ZM131 121V120H130ZM142 121H145V119L144 120H142ZM188 121V120H187ZM263 121V120H262ZM261 121V122H262ZM86 122V121H85ZM110 122V121H109ZM108 122V123H109ZM117 122V121H116ZM115 122V123H116ZM127 122V121H126ZM125 122V123H126ZM157 121L156 120H154V123H156ZM245 122V121H244ZM249 122V121H248ZM253 122V121H252ZM106 123V122H105ZM112 123V122H111ZM110 123V124H111ZM114 123V124H115ZM153 123V122H152ZM166 123V122H165ZM165 123H163V124H165ZM122 124H124V123H122ZM131 124V123H130ZM158 124H159V121H158ZM158 124L156 125V126H158ZM162 124V125H163ZM249 124V123H248ZM262 124V123H261ZM120 125V124H119ZM118 125V126H119ZM149 125H152V124H149ZM148 125V126H149ZM161 125V126H162ZM168 125V124H167ZM245 125H247V123L245 124ZM260 124H258V126H259ZM49 126H54V129H52V130H50V128H49ZM105 126V125H104ZM126 126V125H125ZM136 125H134V127H135ZM146 126V125H145ZM154 126V125H153ZM166 126V125H165ZM165 126H163V127H165ZM257 126V125H256ZM122 127V126H121ZM120 127V129H122ZM142 127H144L143 126V124H142ZM150 127V126H149ZM159 127V126H158ZM167 127H169V126H167ZM246 128H248V126H245ZM126 128V127H125ZM124 128V129H125ZM130 128V127H129ZM140 128H141V126H140ZM153 128V127H152ZM169 128H171V127H169ZM260 128H262V126L260 127ZM107 129V128H106ZM105 129V130H106ZM109 129V128H108ZM123 129V130H124ZM134 129V128H133ZM133 129H126V130H131V131H133ZM136 129V128H135ZM142 129V128H141ZM145 129V128H144ZM158 129V128H157ZM160 129H161V127H160ZM188 129V128H187ZM253 129V128H252ZM264 129V128H263ZM104 130V129H103ZM115 130V129H114ZM123 130H121V131H123ZM143 130V129H142ZM149 130H151V128L149 129ZM172 130V129H171ZM116 131V133H117V130H115ZM115 131H114V133H115ZM153 131V130H152ZM156 131V130H155ZM170 131V130H169ZM249 131H250V128H249ZM263 131V130H262ZM108 132H110V130L108 131L107 130V132L106 133H108ZM119 132H120V130H119ZM119 132H118V134L117 135H119ZM124 132V131H123ZM143 132V131H142ZM158 132V131H157ZM160 132H161V130H160ZM125 133V132H124ZM128 133V132H127ZM137 133H141V130L138 128V130H135V131H133V133H132V135L130 134V135H123L124 136V138L126 139V142H127V144H128V142L130 141V136H133L134 134H135V136H137L136 134ZM147 133V132H146ZM263 134H264V132H262ZM123 134V133H122ZM144 134V133H143ZM148 134V133H147ZM146 134V139H145V141L147 142V141H149L148 143L149 144H152V141L151 140H148V139H150L149 137H148V135ZM154 134H156V132L154 133ZM165 134V133H164ZM163 134V135H164ZM233 134V133H232ZM231 134V135H232ZM260 134V133H259ZM263 134H260V135H263ZM145 135V134H144ZM152 135V134H151ZM168 135H170V134H167V136ZM223 135V134H222ZM115 136V135H114ZM140 136H142V135H140ZM158 136H160V135H158ZM176 136V135H175ZM134 137V136H133ZM145 137V136H144ZM154 137H156V136H154ZM161 137V136H160ZM177 137V136H176ZM180 137V136H179ZM228 137V136H227ZM226 137V138H227ZM240 137V136H239ZM238 137V139H240ZM249 137V136H248ZM247 137V138H248ZM132 138V137H131ZM142 137H140V139H141ZM169 138V137H168ZM167 138V139H168ZM172 138V137H171ZM181 138H182V136H181ZM134 139V138H133ZM138 139V138H137ZM136 138H135V140H137ZM163 139V138H162ZM135 140H134V142H135ZM142 140H143V138H142ZM156 140H158V139H156ZM165 140V139H164ZM172 140L174 141V139L172 138ZM171 140V141H172ZM177 140V139H176ZM227 140H228V138H227ZM247 140V139H246ZM138 141H140V140H138ZM154 141V140H153ZM226 141V140H225ZM229 141V140H228ZM245 141V140H244ZM119 142H121L120 140H119ZM224 142V141H223ZM222 142V143H223ZM159 143V142H158ZM164 143V142H163ZM172 143V142H171ZM221 143V144H222ZM132 144V143H131ZM137 144H139V143H137ZM137 144H136V146H137ZM140 144H141V142H140ZM170 144V143H169ZM226 144V143H225ZM224 144V145H225ZM243 144H245V143H243ZM251 144H252V142H251ZM260 143H258V145H259ZM129 145V144H128ZM133 145V147H134V144H132ZM164 146H165V144H163ZM168 145V144H167ZM166 145V146H167ZM262 145V144H261ZM156 146V145H155ZM166 146L165 147H163V148H166ZM177 146V145H176ZM181 146V145H180ZM148 147H149V145H148ZM148 147L146 148V149H148ZM161 147H162V145H161ZM181 147H183V145L181 146ZM225 147V146H224ZM223 147V145L221 146V148H224ZM258 147V146H257ZM137 148V147H136ZM142 148V147H141ZM154 148V147H153ZM156 148H158V146L156 147ZM170 148V147H169ZM168 148V149H169ZM218 148V147H217ZM220 148V149H221ZM99 149H98V151H99ZM144 149V148H143ZM172 149V148H171ZM219 149V148H218ZM259 149H260V147H259ZM262 149V148H261ZM260 149V150H261ZM263 149H264V146H263ZM151 150H152V148H151ZM234 150V149H233ZM139 151V150H138ZM154 151V150H153ZM170 151V150H169ZM247 151V150H246ZM263 151V150H262ZM215 152H217V150L215 151ZM215 152H214V154H215ZM228 152H229V150H228ZM231 152H233L232 150H230V153ZM153 152H151V154H152ZM157 153V152H156ZM171 153V155H172V153L173 152H170ZM219 153V152H218ZM222 153V150H221V152H220V154ZM92 154V155H91ZM140 154V155H139ZM148 154H150V153H148ZM158 154V153H157ZM162 154V153H161ZM217 154V153H216ZM85 155H87V156H89V158H90V162H86L85 160H82V158L85 156ZM156 155V154H155ZM154 154H153V156H155ZM213 155V154H212ZM136 156V157H135ZM148 156V155H147ZM160 156V155H159ZM173 156H175V155H173ZM216 156H218V155H216ZM99 157V156H98ZM126 158H130V159H126ZM131 158H133V159H131ZM144 158H147L146 156L144 157ZM144 158L141 160V161H144ZM150 158H152V156L150 157ZM157 158V157H156ZM155 158V159H156ZM170 157H168L167 159H169ZM173 158V157H172ZM147 159H149V157L147 158ZM154 159V160H155ZM159 159V158H158ZM176 159V158H175ZM150 161H151V159H149ZM154 160H152L153 162H156V161H154ZM160 160H161V157H160ZM159 160V161H160ZM165 160V159H164ZM164 160H162V162H164ZM173 161H175L174 159H173ZM255 161V160H254ZM149 162V161H148ZM170 162V161H169ZM95 163L97 164V167L98 168H100V170L98 171L97 170V175L99 176V179L101 180V181H103L104 179V182L102 183V184H99V189H98V187H97V185H98V183L96 182V180H94V182L95 183H91V182H89L88 183V178H87V176L89 175L90 176V172H94V170H91V168H89V170H85L84 172H82V170L81 169H79V168H81L82 166H85V167H87V165L89 166V167H91V166H93V167H95V169H97L96 168V165H95ZM140 163H144V162H140ZM150 163V162H149ZM160 163V162H159ZM182 163V162H181ZM190 163V162H189ZM188 163V164H189ZM145 164V163H144ZM143 164V165H144ZM155 164V163H154ZM153 164V165H154ZM161 164V163H160ZM166 164V163H165ZM170 164V163H169ZM191 164V163H190ZM100 167H99V166ZM141 165V164H140ZM146 165H147V163H146ZM156 165V164H155ZM161 165H163V164H161ZM177 165V164H176ZM126 166H128V165H126ZM132 166V165H131ZM171 166V165H170ZM157 167V166H156ZM172 167H174V166H172ZM205 167H207V166H205ZM244 167V166H243ZM253 167V166H252ZM131 168V167H130ZM161 168V167H160ZM165 168V167H164ZM193 168H195V167H193ZM208 168V167H207ZM210 168V167H209ZM239 168V167H238ZM238 168H236V169H238ZM254 168V167H253ZM139 169V168H138ZM138 169H136V171H138ZM162 169H163V167H162ZM166 169V168H165ZM171 169V168H170ZM190 169V168H189ZM235 169V170H236ZM159 170V169H158ZM167 170V169H166ZM165 170V171H166ZM169 170V169H168ZM172 170H173V168H172ZM205 170V169H204ZM227 170V169H226ZM231 170H232V168H230V169H228L227 170V172H231ZM244 170V169H243ZM246 170V169H245ZM160 171V170H159ZM163 171V170H162ZM161 171V172H162ZM176 171H178V170H176ZM196 171V170H195ZM214 171V170H213ZM155 173H156V171H154ZM173 172V171H172ZM171 171H170V173H172ZM193 172H194V170H193ZM220 172V171H219ZM95 173V172H94ZM134 173V172H133ZM138 173H139V171H138ZM144 173V172H143ZM168 173H169V171H168ZM174 173H175V171H174ZM222 173H225V171H223ZM244 173V172H243ZM162 174V173H161ZM173 174V173H172ZM171 174V175H172ZM194 174V173H193ZM192 173L190 174V176L191 175H193ZM206 175H207V173H205ZM233 174V173H232ZM256 174V173H255ZM104 175V176H103ZM137 175V174H136ZM153 175V174H152ZM155 175H157V173L155 174ZM158 175H159V173H158ZM164 175V174H163ZM170 175V176H171ZM195 175H197L198 176V174H195ZM243 175V174H242ZM251 175H252V173H251ZM143 176V175H142ZM162 176V175H161ZM202 176H204V175H202ZM209 175H207V177H208ZM244 176V175H243ZM248 175H246L245 177H247ZM111 177H113V178H111ZM158 177V176H157ZM163 177V176H162ZM237 177H238V175H237ZM250 177V176H249ZM253 177V176H252ZM251 177V178H252ZM262 177V176H261ZM122 180V181H124L127 185H126V187L125 186H122V184H120V183H118V185H116V186H114V188L115 189H112V190H108V191H110V192H108L110 195H108V196H106V199H105V197H104V195H103V193L99 196V197H96L97 196V194L99 193V192H102L101 190H102V187H103V185L105 184V183H108L109 182V180H120V179ZM151 178V177H150ZM152 178H154L153 176H152ZM161 178V177H160ZM167 178H168V176H167ZM195 178V177H194ZM198 178H200L199 176H198ZM197 178V179H198ZM203 179L205 178V177H202ZM211 178H213V180L214 179H216L217 177H211ZM223 178H225L224 176H223ZM228 178H229V176H228ZM255 178V177H254ZM254 178H252V179H254ZM137 179V178H136ZM155 179V178H154ZM197 179H194V180H197ZM227 179V178H226ZM231 178H229V180H227L228 182L229 181H231L230 180ZM239 179V178H238ZM256 179V178H255ZM138 180H140V179H138ZM137 180V181H138ZM150 180V179H149ZM160 180V179H159ZM159 180H158V182H159ZM161 180H163V179H161ZM199 180V179H198ZM205 181H206V179H204ZM213 180H211V182L213 181ZM218 180V179H217ZM217 180H216V184L214 183L215 181H213V183L217 186ZM224 180V179H223ZM233 180V179H232ZM108 181V182H107ZM143 181V180H142ZM155 181V180H154ZM191 181H192V179H191ZM190 181V182H191ZM205 181H203V184H207V183H205ZM207 181H209L208 179H207ZM226 181V180H225ZM226 181V182H227ZM243 181V180H242ZM133 182V181H132ZM139 182H141V181H139ZM193 182H195V181H193ZM197 182V181H196ZM195 182V183H196ZM200 182H201V180H200ZM210 182V183H211ZM219 182V181H218ZM220 182H221V180H220ZM232 182V181H231ZM244 182H245V180H244ZM254 182H255V180H254ZM257 182H258V180H257ZM257 182H255L254 183V185L256 184H258ZM260 182V181H259ZM261 182H262V179H261ZM88 183V184H87ZM156 183V182H155ZM185 183H187V182H185ZM209 182H208V184H210ZM224 184H223V186L225 185V184H227V183H225V182H223ZM230 183V182H229ZM233 183H235V180L233 181ZM239 183H241V181H239ZM263 183V185H264V181L262 182ZM87 184V185H86ZM131 184H133L134 185V183H131ZM165 184H167V183H165ZM198 183H196L195 185H197ZM221 184V183H220ZM242 184V183H241ZM187 185V184H186ZM215 185H212V184H210L209 186H215ZM255 185V186H256ZM260 185H262V184H260ZM263 185H262V187H263ZM105 186H107V185H105ZM135 186V185H134ZM133 186V187H134ZM156 186V185H155ZM155 186H154V188H155ZM164 186V185H163ZM166 186H170V185H166ZM175 186V185H174ZM184 186V185H183ZM189 186H191V185H189ZM192 186H194V184H192ZM209 186H207V187H209ZM215 186V187H216ZM219 186V185H218ZM218 186H217V188H215V189H218ZM228 186V185H227ZM240 186V184L238 185V187ZM16 187H17V191L18 192H15L14 193V196H11V195H13V192H11L12 190H14V191H16L15 189H16ZM147 187V186H146ZM198 189H199V187H201L202 188V190L204 189V188H206V190H207V187H202L201 185L199 186V184H198ZM220 187V186H219ZM225 187L226 186H224V188H223V190L225 189ZM230 187V186H229ZM228 187V188H229ZM236 187V184H235V186H234V188ZM145 188V187H144ZM141 189V190H145V189ZM152 188V187H151ZM154 188H153V192H154ZM158 188V187H157ZM159 188L161 189L162 187H160L159 186ZM181 188H183V187H181ZM231 188V187H230ZM240 188V187H239ZM242 188V187H241ZM259 187L257 186V191L258 190H260V191H262L261 189H258ZM260 188H261V186H260ZM28 189V190H27ZM98 189V190H97ZM149 189V188H148ZM166 189V188H165ZM167 189H169V188H167ZM191 189H193V187L191 188ZM191 189H189V188H187V190H191ZM195 189H197V188H195ZM197 189V190H198ZM212 189H214L213 187H212ZM211 189V190H212ZM226 189H227V187H226ZM232 189V188H231ZM264 189V188H263ZM20 190L21 191H25V190H27L26 192H27V196H23V198H19L18 199V196L17 195H19V193H21L20 192ZM147 190V189H146ZM146 190H145V192H146ZM151 190V189H150ZM162 190V189H161ZM169 190H171V188L169 189ZM184 190V189H183ZM196 190V191H197ZM205 190V189H204ZM208 190H210L209 188H208ZM207 190V191H208ZM234 190H236V189H234ZM243 190V189H242ZM241 190V191H242ZM256 190H254V191H256ZM98 191V192H97ZM140 191V190H139ZM158 192L160 191V190H157ZM156 191V192H157ZM178 191V190H177ZM207 191H205V192H207ZM213 191V190H212ZM215 191V190H214ZM219 191V190H218ZM226 191V190H225ZM228 191H229V189H228ZM232 191V190H231ZM148 192V191H147ZM151 192V191H150ZM153 192L151 193L152 195H153ZM157 192V193H158ZM166 192V191H165ZM174 192V191H173ZM198 192V191H197ZM221 192L222 193H224L223 191H222V188H221ZM220 192V193H221ZM234 192V191H233ZM232 192V193H233ZM239 192V191H238ZM238 192H237V194H238ZM262 192H264V191H262ZM262 192H260V193H262ZM157 193H155V195L157 194ZM160 193H161V191H160ZM170 193H172L171 191H170ZM169 193V195H172V194H170ZM175 193V192H174ZM180 193H182L181 191L179 192V193H177V194H180ZM185 193V191H183V193L182 194H184ZM219 193V194H220ZM230 192H228V194H229ZM231 193V194H232ZM254 194H252V195H257V194H259V193H256L255 194V192H253ZM138 194L139 193H136V195L138 196ZM144 195V197H145V193H143ZM159 194V193H158ZM162 194V193H161ZM176 194V195H177ZM194 194V193H193ZM213 194H216V192L215 193H213ZM226 194H227V192H225V195H223V196H225L226 197ZM239 194H240V192H239ZM238 194V195H239ZM264 194V193H263ZM5 195V196H4ZM140 195V194H139ZM165 195H167V194H165ZM164 194L162 195V199H163V196H165ZM168 195V196H169ZM174 195V196H173ZM172 196L173 197H175V194H173ZM199 195H201V194H199ZM203 195H205V194H203ZM218 195V192H217V194L215 195V196H217ZM236 195V193L233 195V196H235ZM260 195H262V194H260ZM11 196V199L14 197V200L16 199V203L15 204H13V205H10V201H7L6 200V198H8V197H10ZM116 196V197H115ZM142 196V195H141ZM148 196H149V194H148ZM160 196V195H159ZM171 196V197H172ZM181 196V195H180ZM208 195L206 194V197H207ZM214 196V197H215ZM221 196V195H220ZM228 196V195H227ZM231 196V195H230ZM237 196V195H236ZM241 196H243V195H241ZM6 197V198H5ZM126 197V196H125ZM172 197V198H173ZM182 197V196H181ZM184 197V196H183ZM200 197V196H199ZM218 197H219V195H218ZM232 197V196H231ZM253 197V196H252ZM256 197V196H255ZM259 197V196H258ZM263 197V196H262ZM90 198V199H89ZM95 198H97V200H95ZM137 198H139V197H137ZM137 198H135V200L137 199ZM142 197H140L139 199H141ZM156 198V197H155ZM160 198V197H159ZM177 198V197H176ZM195 198H196V196H195ZM209 198V197H208ZM243 198V197H242ZM245 200L247 201V196H245ZM261 200H262V198L261 197H259ZM89 199V200H88ZM93 199V202H92V208H91V215L89 216V217H84L85 215H86V212H87V210H88V202L90 203V201ZM107 199L109 200V202L107 201ZM133 199L134 198H129V201L127 202V203H131V201L133 202ZM153 199V198H152ZM162 199H160V200H162ZM165 199V198H164ZM166 199H168V198H166ZM179 199H180V197H179ZM203 199V198H202ZM206 198H204V200H205ZM213 199V198H212ZM215 199V198H214ZM218 199V198H217ZM225 199V198H224ZM227 199H229V198H227ZM227 199H225L226 201H225V203L227 202V201H229V200H227ZM240 199V198H239ZM255 199H257V198H255ZM13 200V201H14ZM99 200V201H98ZM142 200V199H141ZM149 200V199H148ZM159 200V201H160ZM183 200V199H182ZM191 200H194L193 199V197H192V199ZM218 200H220V198L218 199ZM241 200V199H240ZM244 200V201H245ZM264 200V199H263ZM123 201V200H122ZM154 201V200H153ZM163 201V200H162ZM188 201H190V200H187V202ZM208 201V200H207ZM210 201H212L213 202V200H209V203H211ZM221 201V200H220ZM235 201V199L234 200H232V202L233 203H236V201ZM238 201V200H237ZM242 201L243 200H241V204H242ZM245 201V202H246ZM248 201H250L249 199H248ZM247 201V202H248ZM253 201H254V199H253ZM257 201V200H256ZM135 202V201H134ZM137 202V201H136ZM144 202H148V201H144ZM156 202H157V200H156ZM164 202V201H163ZM166 202V201H165ZM170 202V201H169ZM182 202V201H181ZM185 202V201H184ZM186 202V203H187ZM197 204H198V202H199V204H201L202 203V201L200 200V201H195ZM201 202V203H200ZM204 202H206V201H204ZM223 202H224V200H223ZM238 202H240V201H238ZM255 202V201H254ZM258 202V203H257ZM256 202V205L257 204H259V201H257ZM8 204V205H10V207L12 208V207H14L15 209H8V210H6L5 209V204ZM106 203H107V205H106ZM141 204L140 203V200H138V202H137V204ZM143 203V202H142ZM158 203V202H157ZM156 203V204H157ZM168 202H166V204H167ZM170 203H172V201L170 202ZM194 203V202H193ZM214 203H217V202H213L212 204H214ZM233 203H232V205H233ZM253 203V202H252ZM260 203H262V202H260ZM32 205L31 206V209H28V208H26L28 205ZM149 204H152V203H149ZM163 204H165V203H163ZM176 204V203H175ZM181 204V203H180ZM197 204L195 205V203H194V205L195 206H197ZM202 204H204V203H202ZM202 204H201V206H202ZM218 207L220 206V205H222L223 206V204L224 203H219L218 202ZM230 204V207L228 206L227 207V205H229ZM229 204H224V206H223V208L225 209V207L226 208H231V210H232V207L233 206H235V204L233 205V206H231V202L229 201ZM238 203H236V205H237ZM244 204V203H243ZM247 204V203H246ZM264 204V203H263ZM262 204V205H263ZM21 205V207H18L17 208V206H20ZM132 205H134L133 203H132ZM158 205V204H157ZM191 205V204H190ZM194 205H191V206H193L194 207ZM206 205H207V203H206ZM226 205V206H225ZM245 205V204H244ZM244 205H242V208H243V206ZM252 205H254V204H252ZM256 205H254L255 207H257ZM262 205H258V206H262ZM87 206V207H86ZM135 206H136V204H135ZM142 206H143V204H142ZM147 206V208H151V206H149L148 207V205H146ZM155 207V204L154 205H152V207ZM169 206H172V204L171 205H169ZM174 206V205H173ZM182 205H178V207H181ZM200 206V207H201ZM215 206V205H214ZM248 206V205H247ZM134 207V206H133ZM132 207V208H133ZM138 207H139V205H138ZM160 207V206H159ZM164 207H165V205L162 207V205H161V207H160V210L163 208L164 209ZM175 207V206H174ZM177 207V206H176ZM209 207V206H208ZM221 207V206H220ZM220 207H219V209H220ZM239 207H240V204H239ZM244 207H246V206H244ZM252 207V206H251ZM250 207V208H251ZM264 207V206H263ZM263 207H262V209H263ZM137 208V207H136ZM149 208V209H150ZM169 208V207H168ZM172 207H170L169 208V210L171 209ZM181 208H184V206L183 207H181ZM185 208H186V206H185ZM185 208H184V210H185ZM199 208V207H198ZM207 208V207H206ZM212 208V207H211ZM235 208V207H234ZM236 208H238V206L236 207ZM241 208V209H242ZM247 208V207H246ZM246 208L244 209L246 212H247V210H246ZM259 208V207H258ZM258 208H255V209H257V211H258ZM134 209H135V207H134ZM156 209H157V207H156ZM155 209V210H156ZM159 209V208H158ZM176 209H178V208H176ZM175 209V210H176ZM188 209V208H187ZM186 209V210H187ZM191 210H192V212H193V210L194 209H192V207L190 208ZM205 209V208H204ZM218 209V208H217ZM260 209V208H259ZM138 210L139 209H137V211L135 210H133V209H131V215H128V220L126 221V222H129V219H133L134 221H135V224L137 223H139L141 220H140V215H139V212H138ZM141 210H142V207H141ZM166 210V209H165ZM190 210V211H191ZM197 210V209H196ZM196 210H194L195 212H196ZM212 210H216V208H214V209H212ZM227 210V209H226ZM226 210H224V211H226ZM237 210V209H236ZM243 210V209H242ZM248 210H249V208H248ZM145 211V209L143 210V212ZM150 211H152L153 212V210H150ZM162 211V210H161ZM172 211V210H171ZM220 211H222V210H220ZM223 211V212H224ZM229 211V210H228ZM238 211V210H237ZM241 211V210H240ZM244 211V212H245ZM252 211V210H251ZM263 211H264V209H263ZM263 211H262V213H263ZM147 212V211H146ZM145 212V213H146ZM157 212V211H156ZM160 212V211H159ZM164 212V211H163ZM168 211H166L165 213H167ZM173 212V211H172ZM170 213L171 215L174 213ZM177 212H179V211H177ZM181 212H183L182 210H181ZM185 212V211H184ZM195 212H193L194 214H196ZM205 212H206V210H205ZM218 212V211H217ZM229 212H231V211H229ZM234 212V211H233ZM233 212H231L232 214H233ZM245 212V213H246ZM250 212V211H249ZM255 212H256V210H255ZM140 213H141V211H140ZM153 213H155V211L153 212ZM165 213H163V214H165ZM180 213V212H179ZM206 213H208L207 215H208V217L210 218V217H212V218H217L218 217V214L220 215V213L218 212V214H216V211L213 213V211H211L210 210V208H209V210H207V212ZM206 213H205V215H206ZM237 213V212H236ZM252 213H254V211L252 212ZM126 214V213H125ZM148 214H149V212H148ZM150 214H152V213H150ZM149 214V215H150ZM158 214V213H157ZM223 214H225V213H223ZM223 214H222V216H223ZM227 214V213H226ZM237 214H240V213H237ZM237 214H235L234 216H235V219L237 220V218H239L238 216H236ZM242 214H243V212H242ZM249 214V213H248ZM255 214H257V213H255ZM261 214V213H260ZM143 215V214H142ZM149 215H146V217H149ZM153 215V214H152ZM176 215H177V213H176ZM181 215H182V213L179 215L180 217H181ZM184 215H186V214H184ZM204 215V214H203ZM205 215H204V217H205ZM206 215V216H207ZM228 215V214H227ZM246 215L247 214H245V219L246 218H248V217H246ZM250 215H251V213H250ZM254 215V214H253ZM252 215V216H253ZM154 216H155V218H154ZM174 216V215H173ZM178 216V215H177ZM189 216H190V214H189ZM191 216H193V215H191ZM200 216V215H199ZM221 216V215H220ZM225 216V215H224ZM223 216V217H224ZM230 215H228V217H229ZM258 215H256L255 217H257ZM151 217V216H150ZM161 217V216H160ZM167 217H168V219H170V215L168 216V214H167ZM166 217V218H167ZM184 217V216H183ZM182 217V218H183ZM197 217V216H196ZM202 217V216H201ZM203 217V218H204ZM237 217V218H236ZM251 217V216H250ZM254 217V218H255ZM259 217H260V215H259ZM259 217H257V218H259ZM263 217H264V215H262V219H263ZM21 218V219H20ZM91 218V219H90ZM159 218V217H158ZM157 217H156V215H153V219H155V221L158 219ZM163 218H164V215H163ZM163 218H161V219H163ZM193 218L194 217H192V220H193ZM214 219L215 221L217 220V219H222V218H217V219ZM225 218V217H224ZM223 218V219H224ZM234 218V217H233ZM256 218V219H257ZM22 219L24 220L23 222H21V224L19 223L20 221H22ZM93 219V220H92ZM150 219H152V218H150ZM150 219H147V220H150ZM168 219H166L167 221L166 222H168ZM175 219V218H174ZM200 219V218H199ZM222 219V220H223ZM234 219V220H235ZM244 219V218H243ZM249 219V218H248ZM247 219V220H248ZM256 219H254V221L256 220ZM261 219V218H260ZM87 220H91V222H90V225L88 224V226H90V228L91 227H94V228H96V229H98L99 227L100 228H103L105 231H104V233H100V232H94L93 233V235H91V234H89V230H88V226H87ZM132 220V221H133ZM159 220V219H158ZM165 220V219H164ZM164 220H162V222L164 221ZM176 220H177V218H176ZM180 220H181V218H180ZM184 220H186V219H184ZM189 220H190V222L189 223H191L192 221H191V219L189 218ZM195 220V219H194ZM206 220V219H205ZM213 220V221H214ZM233 220V219H232ZM258 220V219H257ZM264 220V219H263ZM262 220V221H263ZM111 221H113V222H111ZM133 221V222H134ZM153 221V220H152ZM161 221V220H160ZM196 221V220H195ZM194 221V222H195ZM203 221V220H202ZM201 220H200V222H202ZM224 221H225V219H224ZM229 221H231V219H230V217H229V220H228V222ZM239 221H240V224H241V216H240V219H239ZM244 221H246V220H244ZM243 221V222H244ZM251 221V220H250ZM261 221V222H262ZM151 222V221H150ZM179 222V221H178ZM199 222V221H198ZM226 222H227V220H226ZM249 222V221H248ZM132 223V222H131ZM152 223H154V222H152ZM177 223V222H176ZM175 223V224H176ZM181 223V222H180ZM179 223V224H180ZM188 223V220L186 221V223H185V221H184V223L183 224H186V226L188 225L187 224ZM205 223H207V221L205 222ZM204 222H203V224H205ZM215 223V222H214ZM233 223H235V222H233ZM237 223H238V221H236V225H237ZM247 223V222H246ZM245 223V224H246ZM251 223V222H250ZM258 223V222H257ZM259 223H260V221H259ZM264 223V222H263ZM144 224V223H143ZM155 224H159V222L158 223H155ZM162 224V223H161ZM173 224V223H172ZM216 224V223H215ZM221 224V223H220ZM226 224H228L229 225V223H226ZM240 224H238V225H240ZM245 224H243V225H245ZM253 224H254V222H253ZM261 224V223H260ZM61 225V226H60ZM133 225V224H132ZM149 225V224H148ZM151 225V224H150ZM149 225V226H150ZM166 225V224H165ZM191 224H189L188 225V227L190 226ZM194 225H196V223L194 224ZM209 225V224H208ZM207 225V226H208ZM217 225V224H216ZM219 225V224H218ZM235 225V226H236ZM250 225V224H249ZM263 225V224H262ZM124 226V225H123ZM121 226L124 230H128L127 228V226ZM129 226V225H128ZM143 226V225H142ZM153 226H154V224H153ZM152 226V227H153ZM156 226V225H155ZM157 226H159V225H157ZM168 226V225H167ZM167 226H166V228H167ZM174 226V225H173ZM172 226V227H173ZM179 226V225H178ZM181 226V225H180ZM186 226L184 227V228H186ZM197 226V225H196ZM201 226H204V225H201ZM200 226V227H201ZM206 225L204 226V228L205 227H207ZM233 226H234V224H233ZM257 227L258 225H256V222H255V225L253 226V227ZM41 227V228H40ZM120 227V228H121ZM152 227H147V228H149L150 230H151V228ZM160 227H161V225H160ZM159 227V228H160ZM182 227V226H181ZM191 227V226H190ZM189 227V228H190ZM192 227H193V225H192ZM191 227V228H192ZM198 227V226H197ZM196 227V228H197ZM212 227H214V226H212ZM216 227V226H215ZM215 227H214V229H215ZM229 227V226H228ZM246 227V225L244 226V228ZM251 227V226H250ZM263 226H260V230H261V228H262ZM93 228V230L92 231H94V230H96V229H94ZM119 228V229H120ZM147 228H145V226H144V229H143V231L145 232L146 230L145 229H147ZM164 228V227H163ZM170 228H171V225H170ZM176 228V227H175ZM174 228V229H175ZM183 228V227H182ZM195 228V229H196ZM199 228V227H198ZM203 228V227H202ZM208 228V227H207ZM210 228H211V226H210ZM229 228H231V227H229ZM248 228V227H247ZM264 228V227H263ZM34 229V234H35V236L32 234V230ZM153 229V228H152ZM161 229V228H160ZM160 229H154V232H156L157 231V233H158V230L160 231ZM177 229V228H176ZM192 229H194V227L192 228ZM209 229V228H208ZM207 229V230H208ZM213 229V230H214ZM251 230H253L252 228H250ZM257 229H258V227H257ZM132 230V229H131ZM131 230H129V231H124V232H126V234H127V237L129 236V234H131ZM139 230H142V229H139ZM150 230H148L147 229V231H150ZM165 230L166 229H163V230H161L160 232L161 233H163V231L165 232ZM169 230V229H168ZM178 230H180V229H178ZM187 230V228L185 229V230H183V231H186ZM203 230V229H202ZM204 230H206V229H204ZM207 230H206V232H207ZM213 230H209V231H213ZM216 230V229H215ZM246 230V229H245ZM250 230V231H251ZM259 230V229H258ZM97 231V230H96ZM120 231H121V229H120ZM119 231V232H120ZM143 231L141 232V233H143ZM146 231V232H147ZM152 232V235L151 236H153V234H154V232H153V230H151ZM172 231V230H171ZM188 231H190V229H188ZM196 231V230H195ZM222 231V230H221ZM246 231H248V230H246ZM118 232V231H117ZM116 232V233H117ZM122 232L123 231H121V233H119L120 235L122 234ZM123 232V233H124ZM136 234L138 233L137 231H134ZM167 233H168V231H166ZM192 232V231H191ZM198 232V231H197ZM216 233H217V230L215 231ZM218 232H220L219 230H218ZM254 232H255V229H254ZM254 232L252 231L251 233H253L254 234ZM258 232H260L261 233V231H258ZM140 233V232H139ZM138 233V234H139ZM149 233V232H148ZM156 233V234H157ZM172 233V232H171ZM176 233H177V231H176ZM200 233V232H199ZM199 233H198V235H199ZM203 233V232H202ZM202 233H200V236H201V238L200 239H203V236H206V235H203ZM222 233V232H221ZM225 233H227L226 231H225ZM249 234H251L250 232H248ZM248 233L246 234V235H248ZM257 233V232H256ZM255 233V234H256ZM118 234V235H119ZM125 234V233H124ZM123 234V235H124ZM135 234V235H136ZM138 234L136 235V236H138ZM155 234V235H156ZM181 234L182 233H180V236H181ZM191 234V233H190ZM195 234H196V232H195ZM203 236H202V235ZM214 234V232L212 233V235ZM228 234H229V231H228ZM232 234V233H231ZM262 234V233H261ZM75 237H74V236ZM117 235V234H116ZM132 236L133 237V239H134V237H136V236ZM139 235H141V234H139ZM146 235V234H145ZM148 235V234H147ZM150 235V234H149ZM158 235L160 236V234H157V236H155V238L157 237L158 238V240H159V237H158ZM171 235V234H170ZM173 235V234H172ZM172 235H171V237H172ZM175 235V234H174ZM184 235H187L186 234V232H184ZM192 235V234H191ZM209 235V234H208ZM207 235V237L209 238V236ZM219 235V234H218ZM221 235V234H220ZM222 235H223V233H222ZM258 235V234H257ZM263 235V234H262ZM262 235L261 236H259L258 235V237H260V238H262ZM15 236H17V239H15ZM71 236H72V238H71ZM91 236V237H90ZM125 236V235H124ZM151 236H148V237H151ZM161 236H164V234L163 235H161ZM188 236H190L189 235V232H188ZM194 236V235H193ZM197 236V235H196ZM223 236H226V235H223ZM245 236V235H244ZM71 238V242H70V245H68L67 243H68V238ZM132 237H130V239L132 238ZM217 237L218 236H216V239H217ZM222 237V236H221ZM220 237V238H221ZM227 237H230V235L228 236L227 235ZM226 237V238H227ZM243 236H241L240 238H242ZM245 237H247V236H245ZM255 237V236H254ZM253 236H252V238H254ZM257 237V236H256ZM257 237V238H258ZM41 239V242H38L37 240L38 239ZM115 239L114 240V244L116 245V247L117 248H115V250H108V247H109V245H108V243L107 242H109L110 241V239ZM129 238V237H128ZM138 238H140V237H138ZM138 238H135V239H138ZM156 238V239H157ZM164 238V237H163ZM173 238H175V237H173ZM172 238V239H173ZM183 238H185V237H183ZM186 238H187V236H186ZM196 239H197V237H195ZM194 238V239H195ZM207 238V239H208ZM213 238V237H212ZM215 238V237H214ZM213 238V239H214ZM244 238V237H243ZM247 238H249V237H247ZM251 238V240L252 241H254L253 239ZM105 239H106V242H105ZM109 239V240H108ZM121 239H124V238H121ZM132 239V241H133V243H134V240ZM149 240H151L150 238H148ZM154 238H152V240H153ZM156 239H154V240H156ZM170 239V238H169ZM172 239H171V241H172ZM192 239V238H191ZM195 239V240H196ZM205 239V238H204ZM215 239V242H217V240ZM221 239H223V238H221ZM228 239V238H227ZM250 239V238H249ZM248 239V241H250ZM259 239V238H258ZM125 240H126V238H125ZM141 240H143V239H141ZM149 240H147L149 243H151L152 241H149ZM157 240V241H158ZM160 240H161V238H160ZM182 240V239H181ZM198 240H199V238H198ZM206 240V239H205ZM208 240H210V239H208ZM232 241H229L230 243L231 242H233L234 240H233V238L231 239ZM240 239H238V241H239ZM256 240V239H255ZM262 240H263V238H262ZM37 241V242H36ZM126 241H128V240H126ZM137 241H139V240H137ZM136 241V242H137ZM145 241V240H144ZM144 241H142L141 243H143ZM165 241L167 242L168 240H166L165 239ZM179 241V240H178ZM184 241V240H183ZM182 241V242H183ZM188 241V239L185 241V242H187ZM189 241H191V240H189ZM201 241H204V240H201ZM210 241H212V240H210ZM219 241H221V240H219ZM237 241V240H236ZM246 241V240H245ZM34 242V243H33ZM111 242V241H110ZM148 242H145V243H148ZM174 242V241H173ZM181 242V243H182ZM213 242V241H212ZM256 242V241H255ZM105 243V244H104ZM128 243H130V241H128ZM128 243H127V245H128ZM132 243V242H131ZM130 243V244H131ZM132 243V244H133ZM161 243V242H160ZM167 243H170L169 241L167 242ZM177 243V242H176ZM181 243H179L178 242V244H181ZM189 243V242H188ZM191 243V242H190ZM189 243V244H190ZM194 243V242H193ZM199 243H202V242H200L199 241ZM204 243V242H203ZM214 243V242H213ZM221 243H222V241H221ZM223 243H224V241H223ZM243 243V242H242ZM247 243V242H246ZM253 243V242H252ZM126 244V243H125ZM129 244V245H130ZM136 244V243H135ZM135 244H133V245H135ZM144 244V243H143ZM159 244V243H158ZM173 244H175V242L173 243ZM178 244H177V247H180V246H178ZM196 244V243H195ZM210 245H209V248H210V246H211V243H209ZM226 244V243H225ZM233 244H235V243H233ZM239 244V243H238ZM254 244V243H253ZM258 243H256V245H257ZM262 244V243H261ZM263 244H264V241H263ZM91 245H93V247H95V248H91ZM107 245H108V247H107ZM115 245H114V247H115ZM141 246H140V248H143V249H139V250H142L143 251V253H145L146 252V256L148 255V252H151L153 249L155 250V248H156V246H158V245H156L154 242L153 243H151V244H146V246H144V245H142V244H140ZM160 246H163V243L162 244H159ZM168 245V247H170L169 246V244H167ZM167 245H165V246H167ZM192 245V244H191ZM222 245V244H221ZM221 245H219V246H221ZM236 245V244H235ZM240 245V244H239ZM247 245V244H246ZM174 246V245H173ZM185 245L183 244V246L182 247H184ZM193 246V245H192ZM195 246V245H194ZM197 246V245H196ZM218 246V247H219ZM241 246V245H240ZM248 246H250V244L248 245ZM254 247H256L257 248V246H255V245H253ZM258 246H260V244L258 245ZM7 247V244L5 245V246H3L2 248L4 249V248H6ZM15 245L12 243V241H11V243H10V246L8 247V250H7V255H5V253L1 250V253H0V264H8L9 263V261H7L8 259H9V256H10V254L13 252V249H15ZM126 247V246H125ZM136 247V246H135ZM177 247H174L175 249L177 248ZM182 247H180V249L182 248ZM186 247H188V244H187V246H185V248ZM197 247H201V245L200 246H197ZM202 247H203V244H202ZM205 247H206V245H205ZM213 247H215L214 245H213ZM244 247H245V244H244ZM261 247H262V245H261ZM110 248V247H109ZM132 248V247H131ZM163 248V247H162ZM165 248V247H164ZM164 248H163V250L162 251H165L164 250ZM217 248V247H216ZM216 248H213L212 250H214V249H216ZM221 248H223V247H221ZM234 248V247H233ZM111 249V248H110ZM135 249L136 248H134V250L133 251H135ZM159 249H161V248H159ZM178 249V248H177ZM184 249V248H183ZM182 249V250H183ZM201 248H199V249H197V251L196 252H198V254L200 255V256H202L203 257V255L204 254H206L207 253V251H205V249L203 248V250H204V252H202L203 250L201 249ZM211 249V248H210ZM209 249V250H210ZM229 249V251H230V249H232V247L231 248H228ZM236 249V248H235ZM241 249H242V247H241ZM241 249H239V250H241ZM247 249V248H246ZM248 249H250V247H248ZM255 249V248H254ZM259 248H257V250H258ZM19 250V249H18ZM137 250V249H136ZM158 250V249H157ZM193 250H194V248H193ZM199 250V251H198ZM211 250V251H212ZM221 250V249H220ZM220 250H218V252L220 251ZM225 250V249H224ZM243 250H244V248H243ZM257 250H255V252L257 251ZM261 251H257L256 253H258V252H262L264 249H260ZM158 251H160V250H158ZM181 251V250H180ZM184 251V250H183ZM215 251V250H214ZM234 252H238V249H237V251H235V250H233ZM250 251H252V249L250 250ZM137 251H135L134 252V254L133 253H130V255H134V256H132V258L133 257H138V259H139V256L137 255H135V253H136ZM190 252V250L188 251H186V254H188ZM192 252V251H191ZM241 252V251H240ZM157 253V252H156ZM194 253V252H193ZM193 253H191V254H193ZM213 253V252H212ZM216 253V252H215ZM223 253H224V251H223ZM222 253V254H223ZM227 253V252H226ZM226 253H225V255H226ZM230 253H231V251H230ZM239 253V252H238ZM238 253H237V256H238ZM245 254L246 253H249V251L247 252V250H246V252H244ZM254 252H252V254H253ZM158 254H159V252H158ZM158 254H157V256L156 257H159L158 256ZM174 254V253H173ZM176 254V253H175ZM174 254V255H175ZM181 254V253H180ZM183 254V256H184V252L182 253ZM209 254V253H208ZM207 254V255H208ZM218 254V253H217ZM217 254H215V256L217 255ZM220 254V253H219ZM219 254H218V256H219ZM232 254V253H231ZM230 254V255H231ZM241 254H243V253H241ZM240 254V255H241ZM245 254H243L242 256L244 257L245 256ZM251 254V253H250ZM250 254H249V256H250ZM262 254H264V252L262 253ZM156 255V254H155ZM177 255V254H176ZM179 255V254H178ZM194 255H195V253H194ZM210 255V254H209ZM212 255V254H211ZM210 255V256H211ZM228 255V254H227ZM233 255H235V254H233ZM239 255V256H240ZM254 255H255V253H254ZM254 255H253V258H254ZM257 255V254H256ZM170 256V255H169ZM179 256H181V257H183L182 255H179ZM212 256H214V254L212 255ZM212 256H211V258H212ZM217 256V257H218ZM229 256V255H228ZM236 256V257H237ZM238 256V259L240 258ZM252 256V255H251ZM263 255H261L260 254V257H262ZM32 257V256H31ZM141 257V256H140ZM153 257V256H152ZM162 257V256H161ZM166 257V256H165ZM208 257V256H207ZM207 257L205 256V258H204V260L205 259H207ZM217 257H214V258H217ZM221 257V256H220ZM235 257V258H236ZM131 257H129V259H130ZM141 258H143V257H141ZM140 258V259H141ZM146 258V257H145ZM150 258V257H149ZM154 258H155V256H154ZM177 258V257H176ZM184 258V257H183ZM209 258V260H211V258L210 257H208ZM223 258H226V256L225 257H223ZM245 259H247L248 258V256H247V258L246 257H244ZM243 258V259H244ZM257 257H255V259H256ZM24 259H28V257H24ZM107 259V260H106ZM129 259H128V261H129ZM137 259V260H138ZM144 259V258H143ZM143 259H141V260H143ZM185 259H189L188 258V255L186 256V258ZM222 259V258H221ZM231 259V257L229 258V260ZM234 259V258H233ZM237 259V260H238ZM258 259H259V255H258ZM30 260V259H29ZM29 260H27V263L25 262V263H23V264H30V262H29ZM106 260V261H105ZM132 260V259H131ZM134 261H135V258L133 259ZM154 260V259H153ZM166 260V259H165ZM169 260H170V262H171V264H184L183 263V261H185V262H187L186 260H181V263H180V261H179V258H178V261L179 262H177V259H176V261H175V258H173V259H171L170 257H169ZM192 260V259H191ZM203 260V261H204ZM216 260V259H215ZM214 259H213V261H215ZM219 260V259H218ZM229 260H228V262H229ZM254 260V259H253ZM24 261V260H23ZM109 261H108V263H109ZM124 262L125 264H131L130 262H132V261H130V262ZM144 261V260H143ZM142 261V262H143ZM146 261V260H145ZM157 261V260H156ZM162 261V260H161ZM188 261H190V260H188ZM196 260H194V262H195ZM212 261V262H213ZM220 261V260H219ZM222 261V260H221ZM220 261V262H221ZM227 261V260H226ZM225 261V262H226ZM231 261V260H230ZM238 261H241L242 262V260H238ZM244 261V260H243ZM257 262H258V260H256ZM256 261H255V263H256ZM259 261H260V259H259ZM149 261H147L146 262V264L148 263ZM169 262V261H168ZM192 262V261H191ZM190 262V263H191ZM208 262H210V261H208ZM207 262V263H208ZM217 262V261H216ZM224 261H222V263H223ZM227 262V263H228ZM246 262H247V260H246ZM111 263V262H110ZM121 263V264H122ZM136 264H142V263H140V261L137 263V262H135ZM145 263V262H144ZM204 263H205V261H204ZM203 263V264H204ZM113 264H114V262H113ZM116 264V263H115ZM119 264V263H118ZM133 264V263H132ZM148 264H151L150 262L148 263ZM166 264V263H165ZM209 264V263H208ZM212 264V263H211ZM213 264H214V262H213ZM228 264H231V263H228ZM238 264H239V262H238ZM241 264V263H240ZM254 264V263H253Z\"/></svg>", "mask_w": 264, "mask_h": 264}, {"label": "water", "instance_id": "water-1", "mask_svg": "<svg viewBox=\"0 0 264 264\" xmlns=\"http://www.w3.org/2000/svg\"><path fill=\"white\" fill-rule=\"evenodd\" d=\"M264 0H259L258 2H257V5H259V4H261L262 2H263ZM30 1L28 0V2L25 0L24 1V4L25 5H28L29 6V8H32V4L31 3H29ZM224 3V0H219V2H216V4H215V6L213 7V10L214 11H216V10H218L219 9V7H221L222 6V4ZM225 4H226V2L224 3V5L223 6H225ZM233 5V3H231V4H229L228 6H229V9H228V7H224V9H225V11L223 10V11H220V16H219V18L222 20V25H220V26H223V28H225V27H227L228 26V28H232V25L230 24L229 25V22L231 21H229L228 23H226L228 20H225L224 19V16L226 15V13H228V12H231V13H233V15H235V16H237V15H240V14H237L238 13V11L239 10H237V8H238V5H236L235 7L233 6L232 8H231V6ZM222 6V7H223ZM260 6V5H259ZM8 8H9V11H12V9H17L18 8V5H14V6H12V5H9L8 6ZM29 10H31V9H29ZM29 10H28V12H29ZM16 11V10H15ZM236 11V12H235ZM25 11H22L21 10V12H20V10H17L16 12H15V14L14 15H22L23 13H24ZM11 18V17H10ZM224 19V20H223ZM234 19V23H236V21H237V17H234L233 18ZM232 19V20H233ZM235 25V24H234ZM213 30L214 29H210L209 30V34H212V33H214V32H216V33H218V32H223V30L222 29H220V31H219V28L217 29V30H215L214 32H213ZM232 38V33H229V35H227L226 36V38H225V43H227L230 39ZM253 42V41H252ZM252 44H254L253 46L255 47V50H254V52L253 53H255L260 47H261V44H257V43H252ZM247 45H251V43L250 44H247ZM263 46V49L262 50H264V45H262ZM254 47L252 48V50L254 49ZM110 49H111V47H110ZM113 49V48H112ZM7 50H9V48L8 49H6V48H0V71H2L3 72V74H1V82H0V84H1V86H2V92H3V94L5 95V94H7L8 92H9V88H11L12 86H13V81L14 82H16V80H14V77H15V75H16V77H17V75H18V77L21 79H18L17 80V84L19 85L20 84V86L19 87H21L23 90H24V92L26 93V91H28L29 89H33L32 88V83H31V79H32V82L35 80V77H36V72L34 71H32L31 69L32 68H30V67H33V65H35V64H38V63H34V64H32V65H30V66H28V64L27 63H25L24 64V62H22V60H19V56H17V54H16V52L14 53V52H11V53H9V52H7ZM250 50V49H249ZM251 50V51H252ZM113 52V51H112ZM258 52H262V51H258ZM264 52V51H263ZM27 56H25L24 58H26ZM222 58L221 59H218L217 60V62H218V67H217V65H216V67L214 66V68H216L217 70H216V72H220V73H216L219 77L223 74V72H224V70H225V66L229 63V64H231V66H232V69H233V73H232V79L233 80H227L226 79V81H228V88H227V92H226V94L228 95V100L227 101H225V102H221V104L219 105L218 103H214V105H212L209 109H212V110H206L205 112V115H204V118L201 120V123L202 124H204V125H208V127H207V129L204 131V132H210L211 133V137H213L214 135H216V134H218L219 132H220V130L222 129V130H224L225 128H227V126L230 124L229 122H225L224 124H223V120H221L222 118H224V114H226V113H231L232 114V112H233V110L236 108V107H234V104H235V102L239 99V97H240V95L242 94L241 93V91H242V89L243 88H245L246 86H247V83H249V81H251L252 80V75H253V73H254V70H255V66L253 67V66H251V64H249V66L247 65L246 66V64L247 63H251V61H245V63L243 64V61L240 63V61L238 62V63H236V65H235V57H234V59L231 57V58H229V56H221ZM224 57V58H223ZM19 60V61H18ZM260 60L261 61H259L258 63H263L264 64V57H261L260 58ZM65 63V61L63 62V61H61V65H63ZM212 63H215V61H213ZM253 63H255V62H253ZM242 64H243V66H242ZM5 65V66H4ZM242 66V68H241V71H240V67ZM243 68H244V72H243ZM210 70V69H209ZM208 70V71H209ZM1 72V73H2ZM5 72V73H4ZM31 72H33L32 74H30ZM26 74H28L29 75V78H26V80H28V82L27 81H25V80H23V75H26ZM18 82H20V83H18ZM23 82V83H22ZM141 82V81H140ZM263 82H264V80H263ZM57 83V82H56ZM55 82H48V81H46L45 80V78H43V79H41L40 81H39V84H38V86H40L39 87V90H37V91H40L41 93H43V96H44V98H43V100L49 105V107H50V109L52 110V111H55V108H56V104H55V100L53 99L52 100V96L56 93V91H57V89H56V84ZM26 85V88H25V85ZM142 84V86H145L143 83H141ZM262 84H263V86H262ZM174 86V85H173ZM258 86V85H257ZM256 86V87H257ZM261 86L262 87H264V83H261ZM261 86H259V88H261ZM15 88V87H14ZM256 89V88H255ZM255 89L252 87V88H250V89H247L248 91H247V94L248 95H250V94H252L254 91H255ZM29 93V92H28ZM187 95L184 97V99H182V100H180V102L179 103H176V104H173V103H169V104H172L173 106H175V107H177V105H179V106H181V109H184L185 107H186V105H187V103H189L190 101H191V99H192V95H193V93L191 92V91H188V92H185ZM259 101V100H258ZM257 101V102H258ZM158 103H159V101H158ZM228 103V104H227ZM245 105H246V102H245ZM234 107V108H233ZM245 107V106H244ZM256 108L258 107V106H255ZM198 109H200V107L198 108ZM187 111H189V109H187V110H185V112H187ZM30 117H32V116H30ZM246 118V115L245 114H243L242 116H241V120L240 121H238V122H242L244 119ZM85 121H88V120H82V125H84L83 126V128H85L86 130H87V132H89L90 131V128H92L93 127V123L91 122V121H89V122H85ZM237 122V121H236ZM201 124V125H202ZM214 125H217V127L218 128H215L214 127ZM220 126V127H219ZM49 128H50V130H52V129H54V126H49ZM221 128V129H220ZM114 130V129H113ZM221 130V131H222ZM103 131V130H102ZM102 131H101V133H99V135L97 136V134H94L93 133V136H94V138H101V139H99V140H97L98 141V145L99 146H101V147H104V148H101V151H100V149L96 146V144H95V142L94 141H90L89 139H88V142L86 143V151L87 152H89V154L90 153H92L93 154V156H94V158H95V160L96 161H101L100 163L102 164V171H101V175L102 174H106V176L105 177H103V178H107L108 177V175L112 172V170L109 168H107V170H105L106 169V164L104 163V162H102V160H100V159H102V158H104V156H105V147H108L109 148V146L110 145H114V144H117L118 146H120L122 149H123V151H128L129 152V156L131 155V157H134L133 155H134V153H135V147H133V146H131V145H129V146H127V144H126V139L124 138L121 142H119L118 140H119V136H114V131H111V132H108V133H102ZM262 134V133H261ZM253 137V136H252ZM212 139V138H211ZM264 139V135H255V137H253L251 140H247V142H254V144H257V143H259V142H261L262 140ZM130 140H132L131 139V137H130ZM229 144H230V141H228L227 139H225ZM228 143L226 144V145H228ZM244 143V142H243ZM98 149H99V151H98ZM143 149V147L141 148V150ZM146 149V148H145ZM91 154V155H92ZM163 154V153H162ZM140 155V154H139ZM99 156V157H98ZM163 156V155H162ZM136 157V156H135ZM162 158H164V157H162ZM161 158V160L160 161H162L163 159ZM126 159H130V158H126ZM131 159H133V158H131ZM82 160H85L86 162L88 161V162H90V158H89V156H87V155H85L83 158H82ZM133 162L135 161L136 162V159H133L132 160ZM165 161H166V159H165ZM98 164V163H97ZM97 164L95 163V165H96V168L97 169H95V167H93V166H91V167H89L88 165H87V167H85V166H82L81 168H79V169H81L82 170V172H84L86 169L87 170H89V168H91V170H94V172H90V176L88 175L87 176V178H88V183L89 182H91V183H95L94 182V180H96V182L98 183V185H97V187H98V189H99V184H102L103 182H104V180L103 181H101L100 179H99V176L97 175V170L99 171L100 170V168H98L97 167ZM172 164L173 165H176V163L175 162H173L172 161ZM131 165H133V163H131ZM99 166V165H98ZM155 166H157V165H155ZM100 167V166H99ZM139 167V173H142V172H144L145 173V176H144V182L142 183V182H138V181H136V186H137V188H133L132 186L124 193V196H123V198H120V199H122L121 200V203H120V200H118L117 201V203L116 204H114L113 205V208H109L110 209V212L112 213V215L111 216H113V215H116V217H115V219H114V221H115V223H114V225H115V227H117V229L118 228H120V226H123L122 224H124L125 223V221H127L128 220V215H131V209H132V203H127L128 201H129V198L131 197V198H134L135 197V195H136V193H137V191L139 190V189H142L147 183H148V180L150 179V176H151V174L156 170V167H152V168H150L149 166H146V164L145 165H139L138 166ZM90 171V170H89ZM104 176V175H103ZM111 178H113V177H111ZM120 179V178H119ZM108 182V181H107ZM138 182V183H137ZM87 183V184H88ZM118 183H120V184H122V186H125L126 187V183L124 182V181H122L121 179L120 180H109V182L108 183H105L104 185H103V187H102V192H99L98 194H97V196L96 197H99L102 193H103V195H104V197H105V199H106V196H108V195H110L108 192H110V191H108V190H112V189H115L114 188V186H116V185H118ZM86 184V185H87ZM105 185H107V186H105ZM5 185H4V181H1L0 180V191H1V189L4 187ZM133 188V189H132ZM97 189V190H98ZM138 189V190H137ZM16 191H14V190H12L11 192H13V195H11V196H14V193L15 192H18L17 191V187H16V189H15ZM28 190V189H27ZM27 190H25V191H21L20 190V192L21 193H19V195H17L18 196V199L19 198H23V196L25 197V196H27ZM98 192V191H97ZM5 196V195H4ZM11 196L10 197H8V198H6V200L7 201H10V205H13V204H15L16 203V199L14 200V197L11 199ZM126 196V197H125ZM137 196V195H136ZM116 197V196H115ZM90 199V198H89ZM88 199V200H89ZM14 200V201H13ZM95 200H97V198H95ZM99 201V200H98ZM107 201L109 202V200L107 199ZM92 202H93V199L90 201V203L88 202V210H87V212H86V215L84 216L85 218L86 217H89L92 213H91V208H92ZM10 205H8L7 203L5 204V209L6 210H8V209H15L14 207H10ZM106 205H107V203H106ZM31 204L30 205H28L26 208H28V209H31ZM18 207H21V205L20 206H17V208ZM87 207V206H86ZM0 208H4V206H0ZM91 213V214H90ZM126 213V214H125ZM21 219V218H20ZM91 219V218H90ZM93 220V219H92ZM24 220L22 219V221H20L19 223L21 224V222H23ZM90 222H91V220H87V226H88V224L90 225ZM111 222H113V221H111ZM23 224V223H22ZM21 224V225H22ZM61 226V225H60ZM41 228V227H40ZM93 228L94 227H91L90 228V226H88V230L90 231L89 232V234H91V235H93V233L94 232H100V233H104V229L103 228H98V229H96V228H94V229H96V230H94V231H92L93 230ZM242 227L240 226H232L231 227V235L233 236H237V237H241V236H243V235H245V234H247L248 232H246V231H243V229H241ZM128 230H126V231H129L130 229H132V228H130V227H128L127 228ZM242 230V231H241ZM32 234L35 236V234H34V229L32 230ZM11 235H13V234H9L8 235V233H6L5 235H2L3 236V238H4V243L1 245V247H0V253H1V250L5 253V255H7V250H8V247L10 246V243H11V241H12V243L16 246L15 247V249H13V252L10 254V256H9V259L7 260V261H9V263L8 264H23V263H27V260H29V262H30V264H40V263H36V261H35V254L39 251V249H37L36 251H35V247H32V252H31V248L28 250V247H27V245L29 244V240H31V238H27L23 243H21V244H19L20 242H15L14 241V238H12L11 237ZM74 236V235H73ZM75 237V236H74ZM91 237V236H90ZM263 237H264V234H263ZM71 238H72V236H71ZM71 238L69 237L68 238V245H70V242H71ZM15 239H17V236H15ZM109 240V239H108ZM111 240H113L112 242H110ZM38 242H41V239L39 238L38 240H37ZM36 241V242H37ZM110 241H109V245L111 246V245H114L113 244V242H114V239H110ZM34 243V242H33ZM111 243V244H110ZM7 244V247L6 248H2L3 246H5ZM91 248L93 249V248H95V247H93V245H91ZM19 249V250H18ZM111 250H114V246H111ZM2 254V253H1ZM32 256V257H31ZM24 257H28V259H24ZM193 257H194V255H192V259H193ZM236 257V256H235ZM197 259V260H196ZM24 260V261H23ZM193 260H196L195 262H193V263H190V264H198V263H201V264H203L204 263V261L203 260H201V257H196V258H194ZM235 261H236V259H235ZM253 263V261H251V262H246L245 264H252ZM264 264V257L263 258H261L260 259V262H258V264ZM29 264V263H28ZM185 264H187L186 262H185ZM206 264H208V263H206ZM257 264V263H256Z\"/></svg>", "mask_w": 264, "mask_h": 264}]
</instances>
